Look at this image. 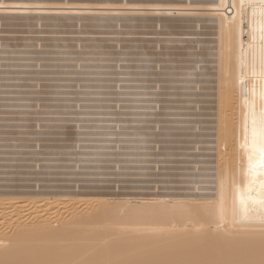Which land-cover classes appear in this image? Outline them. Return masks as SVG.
Wrapping results in <instances>:
<instances>
[{"label":"rangeland","instance_id":"obj_1","mask_svg":"<svg viewBox=\"0 0 264 264\" xmlns=\"http://www.w3.org/2000/svg\"><path fill=\"white\" fill-rule=\"evenodd\" d=\"M62 1V0H61ZM123 1V0H121ZM168 1V0H167ZM171 2H173V0H169ZM177 0H174V2H176ZM181 1V0H180ZM185 2H189L191 1L193 4H198L199 0H182ZM181 1V2H182ZM194 1V2H193ZM197 1V2H196ZM205 1V0H203ZM201 0V2H203ZM179 2V1H177ZM176 2V3H177ZM185 2H183V4H186ZM10 14V13H9ZM0 22L4 21L3 23L1 22V26L2 28H0V44L3 43L0 47V97H2L0 99V136H2V138L0 137V194H5L8 193L10 194L11 191L13 195H17L16 196H20V195H25V197H29L32 196L31 194H33L34 197H36V195H40V197L43 200V203L45 201H47L48 199L55 200L56 197H60L61 195H64L66 198H68V195H70V193H72L73 195L71 196H80V199L82 200V202L80 203L79 207L77 206L76 209L74 210H78V211H83V209H87V208H92L95 207L98 203L99 200L101 199V197L105 196V197H109V198H115V197H122L125 199H127L126 197L130 196L131 197H135L134 199H139L138 196L143 197L144 198H150V197H166V198H193L197 197V198H202L203 196L206 198H209V196H212V185H213V180L212 176L216 175V171L217 170V150L215 152V149H217V124L215 125V123H217V114H218V108L216 107L217 105V96L215 94L216 88L215 86H217L216 81V77L215 74H217V68L215 67L217 65V46L216 44V36L212 35L213 33L212 30L215 32L217 31V27L215 26V24L217 25V18L213 15H211V17L208 18V16L210 15H199V17H192L191 15L188 17L187 15H181L182 17H180L179 15H166L165 17L162 15L161 18L160 15L156 16H147V15H123L121 17V15H118L114 17V15L110 16V15H85V17L83 15H67L68 18L71 17L70 19L73 18V20L68 19L65 15H60L61 17H65V20L63 18H60L59 15H55V17L51 18L53 15L50 14H43V16L46 18H42L39 19L38 17L41 15H35L32 14L31 17H35L38 16L37 18H33V20H31L32 18H30V14H28L26 16V14L22 15V14H14V16L12 14L8 15V14H0ZM19 15V16H18ZM35 15V16H34ZM49 16V18L47 19V17ZM18 18H17V17ZM89 16V17H86ZM110 16V17H109ZM130 16V18H129ZM134 16V17H133ZM146 16V17H145ZM187 19H185L184 21V17ZM203 16V17H202ZM16 17V18H15ZM30 19H29V18ZM42 17V16H41ZM40 17V18H41ZM57 17V18H56ZM78 17V18H77ZM79 17H81L79 19ZM107 17V18H106ZM150 17V18H148ZM202 17V18H200ZM207 19H206V18ZM214 17V18H212ZM2 18V19H1ZM8 20L5 21L4 20ZM7 18V19H6ZM28 18V19H26ZM51 18V19H50ZM67 18V19H66ZM112 20H110V19ZM134 18V19H133ZM141 18V22L138 20ZM147 18V19H146ZM153 18V19H152ZM159 18V19H158ZM161 18V19H160ZM189 18V19H188ZM199 21L204 24L202 25L201 23L198 22ZM11 19V20H10ZM13 19V20H12ZM18 19V20H17ZM24 19V20H23ZM36 19V20H35ZM58 19V22H56ZM60 19V21H59ZM78 20V21H75ZM92 19V20H91ZM138 22H137V20ZM156 21H155V20ZM167 20L164 21V20ZM177 19V20H176ZM194 19V21H192ZM17 20V21H16ZM31 20V21H30ZM44 20V21H43ZM49 20V21H48ZM71 21V22H66V21ZM81 20V21H80ZM95 20V21H93ZM101 22H100V21ZM119 20V21H118ZM124 20V21H123ZM128 20V21H127ZM133 20V21H132ZM147 20V23H146ZM148 20H152V21H148ZM187 20V21H186ZM189 20V21H188ZM192 22H191V21ZM196 20V22H195ZM204 20V21H203ZM207 20V21H206ZM216 20V21H215ZM13 24H12V22ZM27 21V22H25ZM30 21V22H29ZM41 23H40V22ZM52 21V22H50ZM61 21H65V26L63 22ZM75 21V22H74ZM107 21V22H105ZM117 21V24L116 22ZM122 21V23H121ZM127 23H126V22ZM135 21V22H134ZM161 21V22H160ZM21 22V23H20ZM44 22V23H43ZM48 22V23H47ZM55 22V23H53ZM61 22V23H60ZM80 23H84V24H79ZM88 22L90 24H88ZM113 22V23H112ZM119 22V23H118ZM137 22V23H136ZM148 22L150 24H148ZM152 22L154 24H152ZM163 22V23H162ZM169 22V23H168ZM183 22V23H182ZM185 22V23H184ZM199 24H198V23ZM211 22V23H210ZM215 22V23H214ZM24 23V26L23 24ZM40 23V24H39ZM47 23V24H46ZM71 23V24H70ZM77 23V25H76ZM95 23V24H93ZM121 23V24H120ZM140 23V24H139ZM159 23V25H158ZM160 23H162L160 25ZM187 23V24H186ZM191 23V24H189ZM195 25H194V24ZM209 23V24H208ZM213 23V24H212ZM18 24V25H16ZM20 24V25H19ZM32 24H35L32 26ZM53 25V29H51L52 25ZM56 24V25H55ZM61 26H59V25ZM111 24V25H110ZM119 24V25H118ZM129 24V25H128ZM136 24V25H135ZM142 24V25H141ZM152 24V25H151ZM182 24V25H181ZM189 24V25H188ZM213 26H211V25ZM3 25V26H2ZM8 25V26H7ZM14 25V28H13ZM28 25V26H27ZM44 25V27L42 26ZM73 25L75 27V29L78 28L79 25V30H75L73 28ZM83 25V26H82ZM87 27H86V26ZM90 25V28L92 27V29L88 28ZM106 25V27H104ZM185 25H188V29ZM194 25L196 27V29L194 30ZM201 27H200V26ZM5 26V27H4ZM20 26V27H19ZM36 26V28H34ZM49 26V27H48ZM56 26V27H55ZM69 26V31L66 27ZM77 26V28H76ZM85 26V27H84ZM98 26V27H97ZM117 26H119V28H117ZM121 26V27H120ZM138 28H137V27ZM149 26H151V28H149ZM155 28H154V27ZM181 26V27H179ZM208 26L209 30H208ZM211 26V27H210ZM3 27L7 30H1L3 29ZM9 29H8V28ZM26 27V28H25ZM30 27V29L28 28ZM33 27V28H32ZM42 32H41V28ZM55 27V28H54ZM65 27V28H64ZM72 29H71V28ZM82 27V29H81ZM94 27V30H93ZM108 27V28H107ZM110 27V28H109ZM113 27V29H111ZM134 29V31L131 29ZM135 27V28H134ZM141 27V28H140ZM191 27V28H189ZM17 28V29H15ZM19 28V30H18ZM25 28V29H24ZM39 32H38V29ZM45 28H46V32H45ZM58 28V29H57ZM61 28L66 29L64 32V29L61 30ZM84 28V29H83ZM98 28V29H97ZM102 28V29H101ZM117 28V29H116ZM125 29L126 31L124 32ZM137 28V29H136ZM140 28V30H139ZM147 28H149L147 30ZM161 28V29H160ZM164 30H163V29ZM182 30V34L180 29ZM206 30H204V29ZM27 29V30H26ZM36 29V30H35ZM56 29V30H55ZM72 31H71V30ZM86 29V30H85ZM101 31H97L100 30ZM105 29V30H104ZM129 29L131 31H129ZM152 29V30H151ZM166 29V30H165ZM170 29V30H169ZM200 29V30H199ZM211 29V30H210ZM10 30V32H9ZM14 30V32H13ZM75 30V31H74ZM93 30V33L92 31ZM107 30V31H106ZM156 30V31H155ZM187 30V31H186ZM191 30V31H190ZM199 30V31H198ZM203 30V31H202ZM19 34H17V32ZM21 31V32H19ZM31 31V32H30ZM51 31H55L54 33ZM83 31V32H82ZM88 31H90L91 33H89ZM105 31V32H104ZM112 31V32H111ZM139 31V32H137ZM142 31V32H140ZM159 31V33H158ZM177 31H178V36L177 35ZM195 31V33L197 34H191L190 32ZM203 35H202V33ZM209 31V32H208ZM6 32V33H5ZM25 32V33H24ZM30 32V34H29ZM34 32V33H33ZM36 32V33H35ZM45 32V35H44ZM60 36H59V33ZM68 32V33H67ZM76 32V33H75ZM80 32V33H79ZM98 32V33H97ZM132 32V33H130ZM176 33L175 35H172ZM183 32L185 33V35L183 34ZM190 35H188L189 33ZM198 32H200L198 34ZM214 32V34H215ZM2 33V34H1ZM8 33V34H7ZM10 33L14 34V35H10ZM21 33V34H20ZM31 33L32 36H31ZM46 33H50V37L49 35L47 36ZM52 33V34H51ZM56 33V35H54ZM63 35H62V34ZM74 35H72V34ZM97 33V34H95ZM101 33V34H100ZM109 36H108V34ZM112 33V34H111ZM116 33V34H115ZM125 33V34H124ZM135 33V34H134ZM141 34L142 36L147 33V35L145 34L143 37L140 35L139 38L138 34ZM149 33L151 34L149 36ZM169 33V34H168ZM193 33V32H192ZM205 33H208L205 34ZM210 33V34H209ZM217 33V32H216ZM5 34V35H4ZM15 34L17 36H15ZM23 34V37L21 36ZM25 34V35H24ZM64 34L66 36L69 35V37L67 38L66 36H64ZM68 34V35H67ZM81 34V35H80ZM82 34H89V35H82ZM92 34V35H91ZM104 34V35H103ZM127 34V35H126ZM131 34V35H130ZM134 36H133V35ZM153 34V36H152ZM157 34V35H156ZM161 34H163L164 36H162ZM167 34V35H166ZM170 34L172 36H170ZM18 35L20 37H18ZM27 35V36H26ZM37 35V36H35ZM39 35H44L43 37L41 36V38H39ZM64 36L63 38H61L62 36ZM96 35V36H95ZM100 35V36H99ZM103 35V37L101 38V36ZM111 35V36H110ZM118 35V36H117ZM125 35V36H124ZM130 35V36H128ZM196 35V37H194ZM5 36V37H4ZM10 36V37H9ZM15 36V37H13ZM52 36V37H51ZM84 36V37H83ZM92 36V37H91ZM95 36V38H94ZM106 36L109 37L110 39H106ZM116 36V37H115ZM123 38H122V37ZM136 38H132V37ZM149 38H147V37ZM155 36V37H154ZM174 36V38H173ZM182 36V37H181ZM201 36V37H200ZM202 36L203 39H202ZM211 36V38H210ZM13 37V38H12ZM30 37H33L30 39ZM39 40H38V38ZM49 37V38H48ZM55 37V38H53ZM57 37V38H56ZM80 37V38H79ZM91 37V38H90ZM100 37V38H99ZM129 37V38H128ZM141 37V38H140ZM153 37V38H152ZM158 37V38H157ZM163 37V38H162ZM167 37V38H166ZM179 40H178V38ZM187 37V38H186ZM192 37V38H191ZM208 37V38H207ZM2 38H4L2 40ZM15 38V40H14ZM19 38V40H17ZM37 38V40H36ZM44 38V39H43ZM49 40H48V39ZM59 38V39H58ZM80 40H79V39ZM131 38V39H130ZM169 38V39H168ZM171 38V39H170ZM177 40H176V39ZM184 38V39H183ZM190 38V39H189ZM195 38V39H194ZM197 38V39H196ZM202 40H201V39ZM9 39V40H7ZM29 39V40H28ZM42 39V40H41ZM52 39V40H51ZM55 39H57L55 41ZM67 39V40H65ZM70 39V40H69ZM84 39V40H83ZM117 39V40H116ZM119 39V40H118ZM183 39V40H182ZM186 39V40H185ZM210 39V40H207ZM2 40V41H1ZM24 40V41H23ZM35 40L37 41L36 43ZM41 40V42H40ZM45 40L51 44L49 45L48 42H45ZM52 42H51V41ZM59 40V41H58ZM74 40V41H72ZM89 40V41H88ZM95 41L94 43L92 42ZM98 40V41H97ZM101 40V41H99ZM124 42H123V41ZM142 40V41H141ZM145 40V41H144ZM159 40V41H158ZM169 45H168V42ZM173 40V41H171ZM176 40V42H175ZM190 40V44L193 45V42H195V51L199 50V52H195L194 49L188 42ZM202 41V42H198V41ZM6 41V42H5ZM10 41H13L15 43H12ZM18 41V42H17ZM67 43L64 44L65 42ZM68 41H70L69 44ZM86 41V42H85ZM91 41V42H90ZM104 44H103V42ZM105 41L107 43H105ZM130 41V42H129ZM133 41V43H132ZM135 41V42H134ZM144 41V42H143ZM151 41H153V43H150ZM161 41V42H160ZM164 41V42H163ZM210 41V42H208ZM8 42V43H7ZM10 42V44H9ZM21 44H20V43ZM29 42V43H28ZM64 42V43H62ZM75 44H74V43ZM77 42V43H76ZM84 42V44L82 43ZM89 42V43H87ZM98 42V43H97ZM112 42V43H111ZM117 42V43H115ZM123 42V43H122ZM141 42V43H140ZM146 42V43H145ZM167 42V43H166ZM174 42V43H173ZM181 42V43H180ZM204 42V43H203ZM212 42V43H211ZM12 43V44H11ZM23 43V44H22ZM26 43V44H25ZM34 43V45H33ZM41 45H39V44ZM46 43V44H45ZM56 43V44H55ZM60 43V44H58ZM79 43V44H78ZM101 43V44H100ZM129 43V44H128ZM144 43V44H143ZM148 43V44H147ZM160 43V44H159ZM164 43V44H161ZM179 43V44H177ZM200 44L199 46L197 44ZM202 43V44H201ZM207 43V44H205ZM54 44V45H53ZM63 44V45H62ZM92 44V45H91ZM110 44V45H109ZM112 44V45H111ZM114 44V46H113ZM119 44V45H118ZM125 44V45H124ZM140 44V45H139ZM142 44V45H141ZM158 44V45H157ZM187 44V45H186ZM205 44V45H204ZM210 44V45H209ZM31 45V47H30ZM39 45L38 48H35ZM47 45V46H45ZM53 45V46H52ZM60 45V46H59ZM77 45V47H76ZM78 45L82 46L79 47ZM118 45V46H116ZM128 45V46H127ZM153 45V46H152ZM157 45V46H156ZM168 45V46H166ZM182 45V46H181ZM184 45V46H183ZM186 45V46H185ZM20 46V47H19ZM25 46V47H24ZM35 46V47H34ZM59 46V47H57ZM71 49H70V47ZM105 49H104V47ZM121 46V47H120ZM198 46V48H197ZM216 46V47H215ZM14 49H13V48ZM18 47V48H17ZM42 51H41V48ZM46 47V48H45ZM52 47V48H51ZM57 47V48H56ZM65 47H69L68 50ZM79 47V48H78ZM93 49H91V48ZM118 47L120 49H118ZM125 47V48H124ZM159 47V48H158ZM163 48L164 51L162 49ZM168 47V48H167ZM169 47H173L172 49L170 48L169 51ZM181 47H186L183 49H187L186 51L181 49ZM5 48V49H4ZM28 48V49H27ZM34 48V49H32ZM48 48V49H47ZM82 48V49H80ZM102 48V49H101ZM109 48L110 50H107ZM115 48V49H113ZM131 48V49H130ZM136 48V49H135ZM141 48V49H139ZM144 48V49H143ZM151 50H147V49ZM179 48V49H178ZM202 48V49H200ZM208 48V51H205ZM12 49V50H11ZM26 49V50H25ZM30 49V50H29ZM32 49V50H31ZM40 49V50H38ZM44 49V50H43ZM49 49H51L49 51ZM56 49V50H55ZM57 49H60L57 51ZM64 49V50H63ZM80 49V50H79ZM95 49V50H94ZM99 49V50H97ZM107 51H104V50ZM121 49L123 51H121ZM125 49V51H124ZM127 49V50H126ZM133 49V50H132ZM138 49V50H137ZM157 49V50H155ZM168 52H167V50ZM175 49V50H174ZM177 49V50H176ZM211 49V50H210ZM213 49V51H212ZM216 49V50H215ZM17 50V51H15ZM47 50V51H46ZM54 52H53V51ZM72 50V51H71ZM115 50V51H114ZM134 50H136L137 52H135ZM166 50V51H165ZM191 52H190V51ZM202 52H201V51ZM39 51V54H38ZM60 51V52H59ZM75 51V52H74ZM114 51V53H113ZM177 51V53L175 52ZM178 51H185L183 53H179ZM34 52V53H33ZM37 52V53H36ZM46 52V54H45ZM49 52V53H47ZM50 52H53L52 54ZM79 52V53H78ZM130 52V54H129ZM152 52V53H151ZM154 52V53H153ZM174 52V53H173ZM207 52V53H206ZM17 53V54H16ZM32 55H31V54ZM43 53V54H42ZM56 53V54H54ZM68 55H66V54ZM72 53V54H71ZM81 53V54H80ZM85 53V54H84ZM92 53V54H90ZM116 53V54H115ZM141 53V54H140ZM148 53H150L148 55ZM177 55V57L175 59H173V54ZM180 55H179V54ZM191 53V54H190ZM198 53H202L200 54V58L197 57V55H199ZM212 55H211V54ZM9 54V55H8ZM28 54V55H27ZM35 56H34V55ZM49 54V56H48ZM54 54V56H53ZM60 54H62L60 57ZM78 54H80L78 56ZM92 56V58L90 56ZM97 54V55H96ZM102 54V55H101ZM107 54L109 56H107ZM134 54V57L133 55ZM144 56H143V55ZM150 56V57H148ZM162 54V55H161ZM172 57H170L171 55ZM188 56L187 58H184V56L182 57V55ZM193 54V55H192ZM196 54V55H195ZM16 55V56H14ZM59 55V56H58ZM70 55V56H69ZM76 57H75V56ZM84 55V56H83ZM95 55V56H94ZM100 56V58L98 59V57ZM105 55V56H104ZM114 55V56H113ZM118 55V56H117ZM123 55V56H122ZM130 57H129V56ZM163 55L165 57H163ZM193 57H192V56ZM206 55V56H203ZM28 56V57H27ZM37 56V57H36ZM39 56V57H38ZM44 56V57H43ZM48 56V57H47ZM58 56V57H57ZM67 56V57H66ZM82 56V57H81ZM87 56V57H86ZM111 56V57H110ZM120 56V58H118ZM121 56L124 58H121ZM141 56V57H139ZM155 56V57H154ZM162 58H161V57ZM190 56V57H189ZM201 56H203L204 58H202ZM216 56V57H214ZM78 57V58H77ZM84 57V58H83ZM102 57V58H101ZM115 59H114V58ZM152 57V58H151ZM169 59H166L168 58ZM43 58V59H42ZM52 58V59H50ZM83 58V62L80 60ZM97 58V59H96ZM134 58V59H133ZM149 58V59H148ZM154 58V59H153ZM179 58V59H178ZM194 58V59H192ZM199 58V59H198ZM204 60H202V59ZM206 58V59H205ZM57 61H56V60ZM67 59V60H66ZM87 59V60H86ZM93 59V60H92ZM95 59V60H94ZM104 59V60H103ZM114 59V60H112ZM172 59V60H171ZM198 59V60H197ZM210 59V60H208ZM9 60V61H8ZM18 60V61H17ZM23 60V61H22ZM29 60V62H28ZM63 60V61H62ZM74 60V61H73ZM80 63H79V61ZM92 60V61H91ZM106 60V61H105ZM109 60V61H108ZM122 60V61H121ZM131 60V61H130ZM140 60L139 63H137ZM164 60V61H163ZM167 60V61H166ZM169 60V61H168ZM181 60V61H180ZM201 60V61H200ZM21 61V62H20ZM35 61V62H34ZM46 61V62H44ZM50 61V62H48ZM60 61V62H59ZM67 61H70L67 62ZM73 61V62H72ZM98 61V62H97ZM105 61V62H102ZM108 61V62H107ZM128 61V62H127ZM132 61H135L132 63ZM147 61V62H146ZM152 61V62H151ZM178 61V62H177ZM185 61H187L188 63H186ZM194 61V62H193ZM59 64H57V63ZM62 62V63H61ZM75 62V63H74ZM88 64H86V63ZM115 62V63H113ZM121 62V63H119ZM131 62V64H130ZM144 62V63H143ZM159 62V63H158ZM164 62V63H163ZM178 64H177V63ZM181 64H180V63ZM189 62L191 64H189ZM208 64H207V63ZM40 63V64H39ZM50 63V64H49ZM74 63V64H73ZM92 63V64H91ZM97 63V64H96ZM103 63V64H102ZM107 63V64H106ZM127 63V64H126ZM136 63V64H135ZM152 65H149L151 64ZM156 63V64H155ZM167 63V64H166ZM170 63V64H169ZM172 63V64H171ZM183 63V64H182ZM195 63V64H194ZM197 63V66H196ZM205 65L202 67V65ZM30 64V65H29ZM69 64V65H68ZM76 64V65H75ZM90 64V65H89ZM115 64V65H114ZM120 64V65H119ZM125 64V65H124ZM129 64V65H128ZM138 64V66H137ZM148 64V65H147ZM161 64V66H160ZM170 66H169V65ZM188 66H185L187 65ZM193 64L198 67L200 65V67L196 68L195 66H193ZM32 65V66H31ZM54 65V66H53ZM80 65V67H79ZM92 65V66H91ZM102 65V66H101ZM112 65V66H111ZM124 65V67H122ZM133 65V66H132ZM141 65V66H140ZM166 65V66H165ZM209 65V66H207ZM35 66V67H33ZM101 66V67H100ZM103 66H105L103 68ZM111 66V67H110ZM120 66L119 70L118 67ZM168 66V67H167ZM173 66V67H172ZM190 66V67H189ZM192 66V67H191ZM207 66V68H206ZM215 68H214V67ZM10 67V68H9ZM21 67V68H20ZM26 67V68H25ZM30 67V68H29ZM40 67V68H39ZM54 67V68H53ZM60 67V68H59ZM64 67V68H63ZM89 67V68H88ZM93 67V68H92ZM116 69H114V68ZM137 67V68H136ZM142 67V68H141ZM150 69H148V68ZM205 67V68H204ZM210 67V68H208ZM51 68V69H50ZM57 68V69H56ZM66 68V69H65ZM70 68V69H69ZM80 68V69H79ZM85 68V69H84ZM91 68V69H90ZM96 68V71H95ZM113 68V69H112ZM127 68H129L127 70ZM132 68V70H131ZM134 68V69H133ZM136 68V70H135ZM140 68V69H138ZM145 68V70H144ZM160 68V69H159ZM164 68V69H163ZM166 68V69H165ZM168 68V69H167ZM170 68V69H169ZM174 68V69H173ZM183 68V70H182ZM188 68V69H187ZM211 68H213L211 70ZM34 69V70H33ZM49 69V70H48ZM68 69V70H67ZM84 69V70H83ZM103 69V70H101ZM124 71H123V70ZM126 69V70H125ZM148 71H147V70ZM152 69V70H151ZM154 69V70H153ZM173 71H172V70ZM180 69V70H179ZM190 69V70H189ZM205 69L207 71H205ZM22 70V71H20ZM66 70V71H65ZM70 70V71H69ZM79 70V71H78ZM115 70V71H113ZM139 70V71H137ZM145 72H144V71ZM159 70V72H158ZM163 70V71H162ZM182 70V71H181ZM188 70V71H187ZM192 70V71H191ZM210 74L209 73V71ZM59 71V72H58ZM70 72L68 74V72ZM76 71V72H75ZM91 71V72H90ZM109 71V72H107ZM123 71V72H121ZM130 71V72H129ZM135 71V72H134ZM155 71V72H154ZM162 71V73L160 74V72ZM179 71V72H178ZM184 71V72H183ZM196 71V72H194ZM212 71V72H211ZM216 71V73H215ZM21 72V73H20ZM45 72V73H44ZM80 72V73H79ZM125 72V73H124ZM158 72V73H157ZM175 72V73H174ZM25 73V74H24ZM57 73V75H56ZM96 73V75H95ZM109 73V74H108ZM142 73V74H141ZM146 73V74H145ZM208 73L212 76H208ZM27 74V75H26ZM32 74V75H30ZM49 76H48V75ZM89 74V75H88ZM105 74V75H104ZM129 74V75H128ZM134 74V75H133ZM169 76H168V75ZM24 75V76H22ZM92 75V76H91ZM107 75V76H106ZM128 77H127V76ZM136 75L138 77H136ZM143 79H142V77ZM145 75V76H144ZM155 75V76H153ZM159 76L160 78H158L157 76ZM162 75H166V76H162ZM178 77H176V76ZM187 77H186V76ZM200 77H199V76ZM35 76V77H34ZM69 76V77H68ZM86 76V77H85ZM104 76V77H103ZM147 76V77H146ZM152 76V77H151ZM175 78H173V77ZM184 78H183V77ZM191 76V77H190ZM196 76V77H195ZM198 76V78H197ZM45 77V78H44ZM47 77V78H46ZM50 77V78H49ZM65 77H67L65 79ZM146 77V78H145ZM151 77V78H149ZM166 77V79H165ZM169 77V78H168ZM205 77V79H204ZM214 77V78H212ZM14 78V79H13ZM20 78V80H19ZM55 78V79H54ZM57 78V79H56ZM164 78V79H163ZM195 78V79H194ZM213 79V81L211 79ZM53 79V80H52ZM58 79L62 80L59 81ZM100 79V80H98ZM110 79V80H109ZM116 79V80H115ZM154 79V80H153ZM170 79V80H169ZM180 79V80H179ZM204 79V80H203ZM208 79V80H207ZM50 80V81H49ZM66 80V81H65ZM71 80V81H69ZM98 80V81H96ZM146 80V81H145ZM153 80V81H152ZM161 80V81H160ZM164 80V81H162ZM202 80V81H201ZM37 81V82H36ZM43 81V82H42ZM54 83H53V82ZM57 81V82H56ZM86 81V82H85ZM88 81V82H87ZM92 81V82H91ZM107 81V82H106ZM127 81V82H126ZM141 81V82H140ZM155 81V82H154ZM160 81V83H159ZM166 81V83H165ZM172 83H170V82ZM185 81V82H184ZM204 81V82H203ZM19 82V83H18ZM25 82V83H24ZM45 82V83H44ZM74 82V83H73ZM103 82V83H102ZM114 82V83H113ZM129 82V83H128ZM164 82V83H162ZM177 82V83H175ZM181 82V83H180ZM188 82V84H187ZM191 82V83H190ZM197 82V83H196ZM200 82H203L200 83ZM211 82V83H210ZM214 82V84L212 83ZM65 83V84H64ZM72 83V84H70ZM106 83V84H104ZM157 83V84H156ZM179 83V84H178ZM196 83V84H195ZM19 84V85H18ZM40 84V85H39ZM79 84V85H78ZM160 84V85H159ZM171 84V85H170ZM176 84V85H174ZM195 84V85H194ZM201 84V85H199ZM211 84V85H209ZM25 85V86H24ZM84 85V87H83ZM95 85V86H94ZM117 85V86H116ZM179 85V86H178ZM199 85V86H197ZM204 85V86H203ZM106 86V87H105ZM214 86V87H213ZM23 87V88H22ZM34 87V88H33ZM49 87V88H48ZM72 87V88H71ZM173 87V88H172ZM201 87V88H199ZM14 88V89H13ZM21 88V89H19ZM25 88V89H24ZM84 88V89H83ZM89 88V89H88ZM104 88V89H102ZM108 88V89H107ZM142 88V89H141ZM158 88V89H157ZM164 90H162V89ZM176 88V89H175ZM199 88V89H198ZM215 88V89H213ZM32 89V90H31ZM76 89V90H75ZM106 89V90H105ZM150 89V90H149ZM175 89V90H174ZM179 89V90H177ZM189 89V90H188ZM205 91H204V90ZM212 89V90H211ZM79 90V91H78ZM141 90V91H140ZM181 90V91H180ZM210 90V91H208ZM27 91V92H26ZM162 91V92H161ZM167 91V92H166ZM173 91V92H172ZM200 94H199V92ZM207 91V92H206ZM214 91V92H213ZM29 92H33V94H30ZM96 92V94H95ZM160 94H159V93ZM165 92V93H164ZM180 92V93H178ZM187 92V93H186ZM206 92V93H205ZM211 92V93H210ZM213 92V93H212ZM5 93V94H4ZM170 93V94H168ZM178 93V95H177ZM184 93V94H183ZM189 93V96H187V94ZM203 93V94H202ZM20 94V95H19ZM23 94V95H22ZM29 94V95H28ZM95 96H94V95ZM211 94V95H210ZM7 95V96H6ZM22 95V96H21ZM27 95V96H26ZM32 95V96H31ZM80 95V96H79ZM99 95V96H98ZM105 95V96H104ZM111 95V96H110ZM124 95V96H123ZM154 95V96H153ZM164 95V96H163ZM170 97H169V96ZM174 95V96H173ZM201 97H199V96ZM202 95V96H201ZM209 95V96H207ZM213 95V96H212ZM77 96V97H76ZM108 96V97H107ZM121 96V97H120ZM136 96V97H135ZM146 96V97H145ZM177 96V97H176ZM181 96V97H180ZM184 96H186L187 98H185ZM195 96V97H194ZM211 96V97H210ZM215 96V97H214ZM28 97V98H27ZM30 97V98H29ZM34 97V98H33ZM73 97V99H72ZM105 97V98H104ZM6 98V99H5ZM164 98V99H162ZM170 98V100H169ZM189 98V99H188ZM199 98V99H198ZM205 98H208L210 100L207 99V101L205 100ZM216 98V100H215ZM9 99V100H7ZM85 99V100H84ZM166 99V100H165ZM186 99V100H184ZM7 100V101H6ZM24 100V101H23ZM34 100V101H33ZM76 100V101H75ZM94 100V101H92ZM186 101L182 102V101ZM91 101V102H88ZM110 101V102H109ZM120 101V102H119ZM139 101V103H138ZM169 101V102H167ZM173 101V102H172ZM4 102V103H3ZM72 102V103H71ZM102 102V103H101ZM122 102V103H121ZM180 102V103H178ZM200 102V103H199ZM211 104H210V103ZM216 102V103H215ZM16 105H15V104ZM119 103V104H118ZM163 103V104H161ZM175 103V104H174ZM203 105H202V104ZM207 103V104H205ZM37 104V105H36ZM194 104V105H192ZM213 104V106H212ZM23 105V106H22ZM36 105V106H35ZM40 105V106H38ZM158 107H157V106ZM161 105V106H160ZM172 105V106H171ZM199 105V107H198ZM202 105V107L200 106ZM207 109H206V107ZM26 106V107H25ZM176 106V107H175ZM215 106V107H214ZM40 107V108H39ZM42 107V108H41ZM118 107H120L118 109ZM155 107V109H154ZM171 108V110L169 108ZM185 107V108H184ZM190 107V108H189ZM201 107V108H200ZM213 107V108H212ZM47 108V109H46ZM53 108V109H52ZM106 108V109H105ZM111 108V109H110ZM163 109L164 111L160 110ZM167 110H165V109ZM176 108V110L174 109ZM180 108V109H178ZM184 108V109H183ZM11 109V110H9ZM15 109V110H14ZM35 109V110H34ZM40 109V110H39ZM45 109V110H44ZM50 109V110H49ZM94 109V110H93ZM104 109V110H103ZM113 109V110H112ZM122 109V110H121ZM186 109V110H185ZM196 109V110H195ZM203 111H202V110ZM205 109V110H204ZM210 111H209V110ZM214 109V110H213ZM217 109V110H215ZM19 110V111H18ZM22 110V111H21ZM58 110V111H57ZM120 110V111H118ZM149 110V111H148ZM182 112H180V111ZM194 110V111H192ZM198 110V111H197ZM4 111V112H3ZM25 111V112H24ZM40 111V112H39ZM46 111V112H45ZM60 111V112H59ZM69 111V113H68ZM175 111V112H174ZM186 111V112H185ZM206 111V112H205ZM209 111V112H208ZM216 113H215V112ZM47 112H49L47 114ZM64 114H63V113ZM148 112V113H147ZM169 112V113H168ZM178 112V113H177ZM192 112V113H191ZM197 112V113H196ZM205 112V114L203 113ZM214 112V113H212ZM6 115H2V114ZM16 113V114H15ZM32 113V114H31ZM40 113V114H39ZM52 113V114H50ZM56 113V114H55ZM157 113V114H156ZM182 113V114H181ZM192 115H189V114ZM207 113V114H206ZM11 114V116H10ZM14 116H13V115ZM21 114V115H20ZM25 116H23V115ZM28 114V116L26 115ZM31 114L32 117H30L29 115ZM38 114V115H35ZM49 116H47V115ZM60 116H58V115ZM67 114V118L65 117ZM170 114V115H169ZM180 115H184L179 116ZM202 116H200V115ZM204 114V115H203ZM210 114V115H209ZM16 115V116H15ZM18 115V117H17ZM35 115V116H34ZM53 115V116H52ZM62 115V116H61ZM65 115V116H64ZM83 115V116H82ZM94 115V116H93ZM104 115V116H103ZM109 115V116H108ZM120 117H119V116ZM123 115V116H122ZM147 115V116H146ZM159 115V116H158ZM172 115H174L175 117H173ZM196 115V116H194ZM207 115V116H206ZM27 116V117H26ZM38 118H37V117ZM52 116V117H51ZM56 116V117H55ZM106 116V117H105ZM115 116V117H114ZM146 118H145V117ZM158 116V117H157ZM163 116V117H162ZM193 116V117H192ZM206 116V117H205ZM29 117V118H28ZM35 117V118H34ZM44 117V118H43ZM49 117V118H47ZM122 117V118H121ZM127 117V118H126ZM151 119H150V118ZM156 119H155V118ZM165 117V118H164ZM180 117V118H179ZM190 117V118H189ZM196 117V118H194ZM205 117V118H204ZM210 117V118H208ZM216 117V119H214ZM33 118V119H31ZM53 118V119H52ZM142 118V119H140ZM148 118V119H147ZM163 118V119H162ZM173 118V119H172ZM177 118V119H176ZM203 118V119H200ZM208 118V119H206ZM214 120H213V119ZM162 119V121H161ZM211 119V120H210ZM4 120V121H3ZM129 121L128 122H126ZM157 120V121H156ZM186 120V121H185ZM198 120V121H197ZM204 120V121H203ZM207 120V121H206ZM2 121V122H1ZM10 121V122H9ZM27 121V122H26ZM30 121V124H28ZM35 121L38 123H35ZM40 121V122H39ZM44 121V122H43ZM51 123H50V122ZM57 123H55V122ZM59 121V122H58ZM64 121V122H63ZM67 121V122H66ZM71 122V123H68ZM172 121V122H171ZM177 121V122H176ZM180 121V122H179ZM204 123H203V122ZM8 122V123H6ZM17 122V123H16ZM32 122V123H31ZM42 122V123H41ZM46 122V123H45ZM126 122V123H125ZM131 122V123H130ZM135 122V123H133ZM149 122V123H148ZM156 122V123H155ZM175 124H174V123ZM184 122V123H183ZM187 122V123H186ZM195 122V123H194ZM202 122V124H201ZM209 122V123H208ZM215 122V123H214ZM4 123V124H3ZM14 123V124H12ZM22 123V125L20 124ZM45 123V124H44ZM49 123V124H47ZM68 123V124H67ZM73 123V124H72ZM147 123V124H145ZM151 123V124H150ZM160 123V124H159ZM166 123V124H165ZM192 123V125H191ZM200 123V124H199ZM60 124V125H59ZM71 124V125H70ZM78 124V125H77ZM129 124V125H128ZM143 124V125H142ZM156 124V125H155ZM164 124V125H161ZM168 124V125H167ZM172 124V125H171ZM179 124V125H178ZM211 124V125H210ZM3 125V126H2ZM27 125V126H26ZM42 125V126H41ZM65 125V126H64ZM77 125V126H76ZM139 125V126H138ZM154 125V126H153ZM160 125V126H158ZM175 125V126H174ZM181 125V126H180ZM195 125V126H193ZM200 125V126H199ZM210 125V126H209ZM213 125V126H212ZM33 126V127H32ZM46 129H44L45 127ZM48 126V127H47ZM60 126V127H59ZM70 126V127H69ZM173 126V127H172ZM179 126V127H178ZM197 126V127H196ZM205 126V127H204ZM216 126V127H215ZM18 129H16V128ZM25 127V128H24ZM40 127V128H39ZM54 127V128H53ZM69 127V128H68ZM117 127V128H116ZM126 127V128H125ZM159 127V128H158ZM170 127V128H169ZM177 127V128H175ZM196 127V128H195ZM6 128H10L9 130ZM12 128V129H11ZM27 128V129H26ZM33 128V130H32ZM42 128L45 130L43 131ZM52 128V129H50ZM56 128V129H55ZM70 130H68V129ZM71 128V129H70ZM106 128V129H105ZM133 131H131V129ZM135 128V129H134ZM138 128V129H137ZM140 128V129H139ZM146 128V129H144ZM154 128V129H153ZM159 132H158V129ZM164 128V129H163ZM173 128V131H171ZM176 130H175V129ZM179 128V129H178ZM192 128V129H191ZM200 130L198 132V130ZM207 128V129H206ZM216 128V129H215ZM50 131H49V130ZM55 131H54V130ZM63 129V130H61ZM112 129L114 131H112ZM119 129V131H118ZM121 129V130H120ZM128 129V130H127ZM130 129V130H129ZM152 129V131H151ZM157 129V131H156ZM162 129V131L160 130ZM210 129V130H209ZM212 129H214L212 131ZM12 130V131H11ZM29 132H28V131ZM41 130V131H40ZM61 130V131H60ZM67 130V131H66ZM123 130V131H122ZM138 130V131H137ZM144 130V131H143ZM148 130V131H147ZM167 130V131H166ZM183 130V131H182ZM191 130V131H190ZM193 130V131H192ZM197 130V131H196ZM48 131V132H47ZM54 131V132H53ZM131 131V132H130ZM156 131V132H154ZM165 132H168V135H163ZM171 131V132H170ZM175 131V132H174ZM178 131V132H177ZM204 131V132H203ZM37 132V133H36ZM139 132V133H137ZM152 132V133H150ZM158 132V133H157ZM162 132V133H161ZM214 132V134H213ZM216 132V133H215ZM5 133V134H4ZM7 133V134H6ZM17 135H14L16 134ZM19 133V134H18ZM30 133V134H29ZM43 133V134H41ZM49 133V134H48ZM69 133V134H68ZM155 133V134H154ZM173 133V134H172ZM179 133V134H178ZM186 133V134H185ZM197 133V134H196ZM12 134V135H11ZM26 134V135H25ZM35 134V135H33ZM46 134V135H45ZM52 134V135H51ZM59 135V137L57 135ZM66 136V137H63ZM73 136H72V135ZM158 135V138L155 140L151 139L154 138V135ZM178 134V135H177ZM192 134V135H191ZM201 134V135H200ZM7 135V136H6ZM10 135V136H9ZM25 135V136H24ZM28 135H32V137L28 136ZM43 135V136H42ZM50 137H49V136ZM53 135L55 137H53ZM67 135H69L67 137ZM114 135V136H113ZM122 135V136H120ZM129 137H127V136ZM146 135V136H144ZM162 137H160V136ZM171 135V136H170ZM181 135V136H180ZM186 135V136H185ZM200 135V136H199ZM5 136V137H4ZM19 136V137H18ZM34 136V138H33ZM70 136H72V138H69ZM75 136V137H74ZM125 138H124V137ZM132 136V137H131ZM138 137L139 138H145L146 142L144 143V147L143 148H136V149H131L129 148L130 144L134 145V143H130V141L132 140L133 137ZM143 136V137H141ZM153 136V137H152ZM184 138H183V137ZM192 136V137H191ZM203 136V137H201ZM214 138H213V137ZM41 137V138H40ZM48 137V138H47ZM52 137V138H51ZM57 137V138H56ZM62 137V138H61ZM131 137V138H130ZM170 137V138H169ZM186 137V138H185ZM190 137V138H188ZM195 137V138H193ZM199 137V138H198ZM209 137V138H207ZM23 138V139H22ZM33 138V140H32ZM47 138V139H45ZM74 138V139H73ZM104 138V139H103ZM161 138V139H160ZM166 138V139H165ZM174 138V139H173ZM17 141H16V140ZM21 139V140H20ZM39 139H41L42 141H39ZM62 139V140H61ZM160 141H159V140ZM177 139V141H176ZM180 139V140H179ZM201 139V140H200ZM207 139V140H206ZM216 139V140H215ZM7 140V141H6ZM9 140V141H8ZM13 142H12V141ZM26 140V141H25ZM32 140V142L30 141ZM51 140V141H50ZM66 140V141H65ZM69 140V141H68ZM100 140V141H99ZM151 140V141H150ZM158 140V141H157ZM200 140V141H199ZM211 140V141H210ZM213 140V141H212ZM6 143H4V142ZM21 143H19V142ZM23 141V142H22ZM48 141V142H47ZM53 141V143H52ZM57 141H59L60 143H58ZM62 141L64 143H62ZM100 142L101 144L97 143ZM111 141V142H110ZM149 141V142H148ZM163 141V142H162ZM173 141V142H172ZM176 143H175V142ZM180 141V142H179ZM190 141V142H189ZM11 142V143H9ZM17 144H16V143ZM31 142V143H30ZM36 142V143H35ZM43 143L39 145V143ZM50 142V144H49ZM56 144H55V143ZM68 142V143H67ZM72 142V144L70 143ZM74 142V143H73ZM90 142V144H89ZM92 142V143H91ZM94 142V143H93ZM104 142V143H103ZM120 144H119V143ZM128 142V143H126ZM167 142V143H166ZM173 144H172V143ZM179 142V143H178ZM183 142V145H182ZM193 144H192V143ZM202 142V143H201ZM215 142V143H214ZM23 143V144H22ZM27 143V144H25ZM52 143V144H51ZM86 143V144H85ZM96 143V144H95ZM116 143V145H115ZM165 143V144H162ZM170 143V144H169ZM185 143V144H184ZM199 143V144H198ZM213 143V144H212ZM4 144V145H3ZM7 144V145H6ZM20 144V145H19ZM36 144V145H34ZM88 144V145H87ZM98 144V145H97ZM119 146H118V145ZM162 144V145H161ZM176 144V145H175ZM181 144V145H180ZM191 144V145H190ZM196 144V145H195ZM206 144V145H204ZM209 144V145H208ZM211 144V146H210ZM215 144V145H214ZM12 145V146H10ZM31 145H34L35 147H30ZM41 147H39V146ZM47 145V146H46ZM76 145V146H75ZM124 145V146H123ZM149 145V146H148ZM152 145V146H151ZM168 145V146H167ZM198 145V146H197ZM208 145V146H207ZM20 146V147H19ZM23 146V147H22ZM25 146V147H24ZM39 148H38V147ZM64 146V147H63ZM67 146V147H65ZM69 146V147H68ZM80 146L84 149H81ZM115 146V147H114ZM174 146H176L174 148ZM185 146V147H184ZM187 146V147H186ZM190 146V147H189ZM196 146V147H195ZM3 147V148H2ZM8 147V148H7ZM29 147V148H28ZM43 147V148H42ZM48 147V149L46 148ZM53 149H52V148ZM62 147V148H61ZM125 147V148H124ZM164 147H166L164 149ZM169 147V148H168ZM182 147V148H181ZM198 147V148H197ZM6 148V149H5ZM12 150H11V149ZM19 148V149H18ZM35 148V150H34ZM42 148V149H40ZM51 150H50V149ZM55 148V149H54ZM61 150H60V149ZM90 150H89V149ZM94 148L96 150H94ZM110 150H109V149ZM123 148V149H122ZM127 148V149H126ZM156 148V149H155ZM164 150H162V149ZM192 148V149H191ZM198 150H196V149ZM3 149V150H2ZM37 149V150H36ZM40 149V150H39ZM47 149V150H46ZM69 150L67 152V150ZM86 149V150H85ZM100 149V150H99ZM115 149V150H114ZM119 149V150H117ZM125 149V150H124ZM144 149V150H143ZM152 151H150V150ZM154 149V150H153ZM158 149V150H157ZM170 149V150H169ZM172 149V151H171ZM180 149V150H177ZM183 149H187V151L183 150ZM203 149V150H202ZM209 149V151H208ZM213 149V150H212ZM5 150V151H4ZM25 150V152H24ZM35 152H34V151ZM39 150V152H38ZM45 152H44V151ZM58 150V151H57ZM64 150V153H63ZM83 150V151H82ZM88 150V151H87ZM92 150V151H91ZM103 150V151H102ZM107 150V151H106ZM122 150V151H121ZM127 150V151H126ZM131 150V151H130ZM137 150V151H136ZM146 150V151H145ZM192 152H191V151ZM195 150V151H194ZM201 150V151H200ZM205 150V151H204ZM8 151V152H7ZM19 151V153H18ZM57 151V152H56ZM72 153H71V152ZM80 151V152H78ZM119 151V152H118ZM144 151V152H143ZM148 151V152H147ZM157 151V152H156ZM168 151V152H167ZM178 151V152H177ZM189 151V152H188ZM11 152V153H10ZM15 152V153H14ZM78 152V153H77ZM88 152V153H87ZM104 152V153H103ZM152 152V154H150ZM194 152V153H193ZM204 152V153H203ZM18 153V154H17ZM24 153V154H23ZM31 155H30V154ZM35 153V154H34ZM60 155H58V154ZM139 153V154H138ZM191 153V154H190ZM213 153V154H212ZM4 154V155H3ZM7 156H6V155ZM9 154V156H8ZM15 154V155H14ZM20 154V155H19ZM41 156H40V155ZM50 154V156L48 155ZM54 154V155H53ZM68 154V155H67ZM104 154V155H103ZM151 158H150V155ZM179 154V155H178ZM209 154V155H208ZM211 154V155H210ZM2 155V156H1ZM26 155L25 158L24 156ZM30 157H27L29 156ZM35 155V156H34ZM49 156L47 158V156ZM53 157H52V156ZM57 155V157H56ZM66 155V156H65ZM72 157H71V156ZM76 155V156H73ZM85 155V156H84ZM139 155V156H138ZM204 155V156H203ZM215 155V156H214ZM14 156V157H13ZM64 156V157H62ZM78 156V157H77ZM82 156V157H80ZM87 156V157H86ZM97 156V157H96ZM102 156V157H101ZM107 156V157H106ZM117 156V157H116ZM123 158H122V157ZM126 156V157H125ZM132 156V157H131ZM137 156V157H136ZM155 156V157H154ZM160 156V157H159ZM166 158H165V157ZM176 156V157H175ZM190 156V157H189ZM19 157V158H18ZM40 157V158H39ZM42 157V158H41ZM55 157V158H54ZM80 157V158H79ZM99 157V158H98ZM147 157V158H146ZM182 159H178V158ZM182 157V158H181ZM185 157V158H184ZM197 157V158H196ZM213 159H212V158ZM24 158V159H23ZM28 161H27V159ZM34 158V159H33ZM55 160H54V159ZM59 158V159H58ZM77 158V159H76ZM125 158V159H124ZM169 158V159H168ZM194 158V160H193ZM199 158V159H198ZM209 158V159H208ZM18 159H20V161H17ZM31 159V162L29 161ZM36 159V160H35ZM148 159V160H147ZM177 159V160H176ZM192 159V160H191ZM216 159V160H214ZM4 160V161H3ZM9 160V161H7ZM25 160V162H24ZM33 160L35 161L33 163ZM39 160V161H38ZM45 160V161H44ZM112 161L113 164L110 166V168L105 167L104 165H102L104 162L106 161ZM169 160V161H168ZM175 160V161H174ZM180 160V162H179ZM184 160V161H183ZM190 160V161H189ZM211 160V161H210ZM13 161V162H12ZM17 161V162H16ZM27 161V162H26ZM38 161V162H37ZM42 163H41V162ZM61 161V163H60ZM65 161V162H64ZM72 163H71V162ZM75 161V162H74ZM125 161V162H124ZM168 161V162H167ZM182 161V162H181ZM186 161V162H185ZM9 162V164L7 163ZM22 162V163H21ZM49 162V163H47ZM58 162V163H57ZM67 162V163H66ZM82 162V163H81ZM101 162V163H100ZM121 162V163H120ZM133 164H132V163ZM143 164H141V163ZM162 162V163H161ZM171 162V163H170ZM189 162V163H188ZM22 165H21V164ZM25 163V164H24ZM32 166H31V164ZM37 163V166H36ZM39 163V164H38ZM55 163V164H54ZM60 163V164H59ZM65 163V164H63ZM80 163V164H79ZM84 163V165H83ZM89 163V164H88ZM138 163V164H137ZM148 163V164H146ZM160 163V165H158ZM174 163V164H173ZM197 163V164H196ZM202 163V164H201ZM214 165H213V164ZM19 164V165H18ZM28 164V165H27ZM34 164V165H33ZM43 164V165H42ZM58 166H57V165ZM72 164V165H71ZM86 164V165H85ZM115 164V165H114ZM118 164V166H116ZM120 164V165H119ZM125 164V165H124ZM185 164V165H184ZM188 167H187V165ZM200 166H199V165ZM208 164V165H207ZM13 165V166H12ZM39 165V166H38ZM61 165V166H60ZM157 165V166H156ZM177 165V166H176ZM191 165V166H190ZM205 165V166H204ZM211 165V166H210ZM10 166V167H9ZM23 166V167H22ZM28 166V167H25ZM54 166V167H53ZM57 166V167H56ZM66 166V167H65ZM182 168H181V167ZM197 166V167H196ZM16 167V168H14ZM19 167V169H18ZM75 167V168H74ZM77 167H79L77 169ZM106 169H105V168ZM122 167V168H120ZM196 167V168H195ZM216 167V170H215ZM9 168V169H7ZM25 172H24V169ZM27 168V169H26ZM33 168V169H32ZM47 168V169H46ZM61 168V169H60ZM74 170H73V169ZM119 168V169H117ZM146 168V169H145ZM155 168V169H154ZM159 168V169H158ZM169 168L173 169V170H169ZM206 170H205V169ZM208 168V169H207ZM11 169V170H10ZM17 171H16V170ZM30 169V170H29ZM45 169V170H44ZM51 171H50V170ZM60 169V170H59ZM94 169V170H93ZM106 171H104V170ZM108 169V170H107ZM121 169V170H120ZM124 169V170H123ZM143 169V170H142ZM168 169V170H166ZM177 170V172L175 173V171ZM184 169V171H183ZM198 169V170H196ZM210 169V170H209ZM211 169L213 171H211ZM9 170V171H8ZM21 170V171H20ZM38 170V171H37ZM44 170V171H43ZM71 170V171H70ZM96 170V171H95ZM101 170V171H99ZM151 172H149V171ZM159 170V171H157ZM189 170V171H187ZM47 171V172H46ZM53 171V172H52ZM117 171V174H116ZM187 171V172H185ZM197 173H196V172ZM199 171V172H198ZM24 172V173H23ZM37 172V173H36ZM77 172V173H76ZM162 172V173H161ZM212 172V173H211ZM16 173V174H15ZM20 173V174H19ZM39 173V174H38ZM47 173V174H46ZM53 173V174H52ZM119 173V174H118ZM141 173V174H140ZM160 173V175H159ZM171 173H173V175H171ZM191 173V176H190ZM201 174L200 178L199 175L197 174ZM204 173V174H203ZM215 173V174H214ZM23 176L20 177L18 175ZM31 174H35L34 176ZM38 174V175H37ZM62 174V175H61ZM101 174V175H100ZM149 174V175H148ZM153 174V175H152ZM156 174V175H155ZM170 174V175H169ZM176 174V175H175ZM194 174V175H193ZM196 174V175H195ZM208 174V175H206ZM9 175V176H8ZM15 175V176H13ZM44 175V176H43ZM67 175V176H65ZM70 175V176H69ZM118 175V176H117ZM142 175V176H141ZM181 175V176H180ZM185 175V176H184ZM203 175V176H202ZM205 175V176H204ZM32 176V177H30ZM61 176V177H60ZM122 178H121V177ZM153 176V177H152ZM157 176V177H156ZM159 176V177H158ZM171 176V177H170ZM174 176V177H173ZM177 176H179L177 178ZM185 178H184V177ZM196 178H194V177ZM197 176V177H196ZM208 176V177H207ZM19 177V178H18ZM27 177V178H25ZM35 177V178H34ZM39 177V178H38ZM47 177V178H46ZM145 177V178H144ZM155 177V178H154ZM187 177V178H186ZM204 177V178H203ZM208 179H206V178ZM4 178V179H2ZM6 178V179H5ZM63 178V180H62ZM163 178V179H162ZM167 178V179H166ZM171 178V180H170ZM173 178V179H172ZM182 178V179H181ZM192 178V179H191ZM10 179V180H9ZM15 179V180H14ZM50 179V180H49ZM156 179V180H155ZM189 179V180H188ZM205 179V180H203ZM8 180L10 182H8ZM14 182H13V181ZM20 180V183H19ZM38 180V181H36ZM41 180V181H40ZM102 180V182H101ZM194 182H193V181ZM17 181V182H16ZM48 181V182H47ZM56 181V182H55ZM66 181V183H65ZM99 181V183L97 182ZM181 181V182H179ZM186 181V182H185ZM191 181V182H190ZM197 181V182H196ZM211 181V182H210ZM16 182V183H15ZM22 182V183H21ZM24 182V183H23ZM35 182V183H34ZM40 182V183H39ZM156 182V183H155ZM168 182V183H167ZM179 182V183H178ZM196 182V183H195ZM202 182V183H201ZM206 182V183H205ZM4 185L6 186H3ZM8 183V184H7ZM43 183V184H42ZM47 183V185H46ZM58 183V184H57ZM96 183V184H95ZM151 183V184H150ZM161 183V184H160ZM167 183V184H166ZM170 183V184H169ZM176 183V185H175ZM181 183V185H180ZM189 183V184H188ZM194 183V184H193ZM200 183V184H199ZM211 183V184H210ZM7 184V185H6ZM11 184V185H10ZM15 184V185H14ZM18 184V185H17ZM20 184V185H19ZM35 184V185H33ZM57 184V186H56ZM63 184V185H61ZM77 184V185H75ZM98 184V185H97ZM143 184V185H142ZM153 184V185H152ZM169 184V186H168ZM191 184V185H190ZM206 184V185H204ZM209 184V185H208ZM29 185V186H28ZM61 185V186H60ZM147 185V186H146ZM152 185V186H151ZM158 185V187H157ZM188 185V187H187ZM198 187H197V186ZM200 185V186H199ZM203 185V186H202ZM19 186V187H18ZM34 186V187H33ZM37 186V187H36ZM42 186V187H41ZM92 186V187H91ZM150 186V187H149ZM155 186V187H154ZM182 188H180V187ZM205 186V187H204ZM208 191H205L207 190ZM11 187V188H10ZM21 187V188H20ZM31 187V188H30ZM33 187V189H32ZM40 187V188H39ZM65 187V188H64ZM91 189H90V188ZM159 189H157V188ZM187 187V188H186ZM198 189H197V188ZM4 188V189H3ZM8 188V189H7ZM13 188V189H12ZM18 188V189H16ZM39 188V189H38ZM96 188V189H95ZM151 188V190H150ZM161 188V189H160ZM165 188V189H164ZM178 190H176V189ZM182 190H180V189ZM191 188V190L189 189ZM202 188V189H201ZM211 188V189H210ZM11 189V190H10ZM20 189V190H19ZM23 189V190H22ZM26 189V190H25ZM31 189V190H29ZM36 189V190H35ZM42 189V190H41ZM87 189V190H86ZM93 189V190H92ZM128 191H127V190ZM137 189V190H136ZM143 189V190H142ZM153 189V190H152ZM157 189V190H156ZM165 190V192L163 190ZM167 189V191H166ZM193 189V190H192ZM201 189V191H200ZM205 189V190H204ZM2 190V191H1ZM6 190V191H5ZM22 190V191H21ZM52 190V191H50ZM75 190L77 192H75ZM95 192L98 196L97 198H94L93 201H90L88 203L85 204L86 198H89V192ZM95 190V191H94ZM126 192H125V191ZM145 190V191H144ZM150 190V191H149ZM156 190V192H155ZM169 190V191H168ZM184 190V191H183ZM195 190V191H194ZM14 191V192H13ZM31 191V193H30ZM41 191V193H40ZM50 191V192H49ZM152 191V192H151ZM159 191V192H158ZM162 191V192H160ZM180 191V192H179ZM187 191V192H186ZM29 192V193H28ZM35 192V194L33 193ZM45 192V193H44ZM155 192V194H154ZM201 192V193H200ZM203 192V193H202ZM21 193V194H19ZM51 193V194H48ZM127 193V196H125ZM148 195V197L146 194ZM151 193V195H149ZM165 194V195H161V194ZM180 193V194H179ZM189 193V195H188ZM192 193V194H191ZM195 193V194H194ZM209 193V195H208ZM27 194V195H26ZM43 194V195H42ZM56 194V195H55ZM77 194V195H76ZM197 194V195H196ZM39 195L37 197H39ZM42 195V196H41ZM58 195V196H57ZM60 195V196H59ZM138 195V196H137ZM157 195V196H155ZM167 195V196H166ZM172 195V196H171ZM177 195V196H176ZM32 196V197H33ZM56 196V197H55ZM169 196V197H168ZM187 196V197H186ZM62 198H64L63 196H61ZM203 197V198H204ZM129 198V197H128ZM141 199V198H140ZM66 200V199H65ZM64 200V201H65ZM64 201H62V203H64ZM68 202V201H67ZM65 201V204L67 203ZM60 208L63 206V204H59ZM68 205V204H67ZM81 208V210H79ZM40 210V209H39ZM7 213L4 214H0V220H2L4 218V216H6ZM60 216L61 217H65L66 216V210H61L60 212ZM27 216H24L21 221L25 222L28 219H26ZM54 220V219H53ZM50 220V221H53Z\"/></svg>","mask_w":264,"mask_h":264},{"label":"bare ground","instance_id":"obj_2","mask_svg":"<svg viewBox=\"0 0 264 264\" xmlns=\"http://www.w3.org/2000/svg\"><path fill=\"white\" fill-rule=\"evenodd\" d=\"M177 1H179V2H177ZM176 2H174V0H173V2H171V1H167V0H123V1H121V0H0V14L2 13L3 15L6 13V14H8V15H10V14H12L13 16H14V14H22V15H24V14H26V16L28 15V14H30V18H32L31 17V15L32 14H35V15H41V16H35L36 18L38 17L39 19H42L44 16H43V14H50V15H53L52 17L50 16V15H48V17H47V19L49 18V16L51 17V18H53V17H55L54 16V14L57 16V15H59V17L60 18H62V20H63V18H64V20H65V17H61L60 15H65L67 18H68V16L67 15H83L84 17H85V15H97L98 16V18H99V15H110V16H112V15H114V17H115V15L116 16H118V15H121V17L123 16V15H131V18H132V15H137V17H138V15L140 16V15H142V17H143V15H147V16H158V15H160V17L163 15L164 17L166 16V15H179L180 17H182L181 15H187L188 17L191 15V18L192 17H199V15H210V16H208V18L209 17H211V15H213V16H215L216 18H217V25L215 24V26H217V27H214V28H217V33L215 32V30L216 29H214V31L212 30V32L211 33H213L212 35H215L216 36V34H217V37H216V43H213V44H216V46H217V52H216V54H217V65L215 66L216 68H217V74H215V76L217 75V77H216V83H217V86H215V88H216V91H215V94H216V96H217V108H218V114H217V123H215V125L217 124V149L216 148H214L215 149V152H216V150H217V160L216 159H214V160H216V166H217V170H216V167H215V170L216 171H214V172H216V174H218V172H222V173H224L225 175H227V174H229V173H233V174H237L238 173V170H239V167H240V164H241V149L239 148V143L240 142H242V139H243V120H244V115H245V113H246V111H247V108H246V106L244 105V103H243V101H244V96H243V94H242V88L244 87V85H242L241 83H240V78H241V74L243 73V72H247V69H242L241 68V66H240V59H241V46L243 45V48L247 51V47H248V44L251 42V34H252V28H253V26H254V24H253V21L255 20L256 21V24H255V26L257 27V29H258V27H259V9L257 8V9H255V11H256V13H257V15H256V17L254 18L253 17V8H251V7H249L248 6V0H244V6H242L241 5V0H205V1H203V2H201V0H199V3L197 4H193L191 1H189L188 3L187 2H185V1H180V0H177ZM187 1V0H186ZM183 2H185L186 4H183ZM194 2V1H193ZM197 2V1H196ZM10 13V14H9ZM1 16V15H0ZM19 16V15H18ZM29 16V15H28ZM74 16V17H75ZM109 16V17H110ZM187 16H186V18L184 17V21H185V19H187ZM17 17V16H16ZM15 17V18H16ZM35 17H33V18H35ZM41 17V18H40ZM74 17H72V19H70L71 17H69L68 19H70V20H73V18ZM86 17H89V16H86ZM119 17V16H118ZM134 17V16H133ZM146 17V16H145ZM203 17V16H202ZM202 17H200V18H202ZM18 18V17H17ZM29 18V17H28ZM28 18H26V19H28ZM29 18V19H30ZM33 18L31 19V20H33ZM45 18V17H44ZM50 18V19H51ZM57 18V17H56ZM66 18V19H67ZM76 18V17H75ZM78 18V17H77ZM81 17H79V19H80ZM107 18V17H106ZM120 18V17H119ZM129 18H130V16H129ZM148 18H150V17H148ZM161 18H163V17H161ZM160 18V19H161ZM206 18V17H205ZM212 18H214V17H212ZM2 19V18H1ZM7 19V18H6ZM28 19V20H29ZM46 19V18H45ZM54 19V18H53ZM110 19V18H109ZM134 19V18H133ZM147 19V18H146ZM153 19V18H152ZM159 19V18H158ZM164 19V18H163ZM189 19V18H188ZM198 19V18H197ZM203 19V18H202ZM207 19V18H206ZM4 20H5V18H4ZM9 20V19H8ZM8 20H5V21H8ZM11 20V19H10ZM13 20V19H12ZM18 20V19H17ZM16 20V21H17ZM24 20V19H23ZM30 20V21H31ZM36 20V19H35ZM55 20H57L56 22H58V19H55ZM92 20V19H91ZM110 20H112V19H110ZM137 20V19H136ZM139 21L141 20V18L140 19H138ZM138 20H137V22H138ZM155 20V19H154ZM177 20V19H176ZM29 21V22H30ZM44 21V20H43ZM49 21V20H48ZM59 21H60V19H59ZM75 21H78V20H76L75 19ZM74 21V22H75ZM81 21V20H80ZM93 21H95V20H93ZM100 21V20H99ZM119 21V20H118ZM124 21V20H123ZM128 21V20H127ZM133 21V20H132ZM148 21H152V20H148ZM156 21V20H155ZM164 21H166L167 22V20L165 19ZM187 21V20H186ZM189 21V20H188ZM191 21V20H190ZM192 21H194V19L192 20ZM191 21V22H192ZM204 21V20H203ZM207 21V20H206ZM216 21V20H215ZM2 22V21H1ZM1 22H0V24H1ZM4 22V21H3ZM2 22V23H3ZM12 22V21H11ZM25 22H27V21H25ZM40 22V21H39ZM42 22V21H41ZM40 22V23H41ZM50 22H52V21H50ZM61 22H63L64 23V25L63 26H65V21H61ZM60 22V23H61ZM66 22H71V21H66ZM96 22V21H95ZM101 22V21H100ZM105 22H107V21H105ZM116 22V24H117V21H115ZM126 22V21H125ZM135 22V21H134ZM136 22V23H137ZM141 22V21H140ZM161 22V21H160ZM195 22H196V20H195ZM198 22L199 23H201L200 21H199V19H198ZM197 22V23H198ZM5 23V22H4ZM21 23V22H20ZM39 23V24H40ZM44 23V22H43ZM48 23V22H47ZM46 23V24H47ZM53 23H55V22H53ZM79 24H84V23H80V22H78ZM91 23V22H90ZM89 22H88V24H90ZM113 23V22H112ZM119 23V22H118ZM121 23H122V21H121ZM120 23V24H121ZM127 23V22H126ZM146 23H147V20H146ZM163 23V22H162ZM162 23H160V25L162 24ZM169 23V22H168ZM183 23V22H182ZM185 23V22H184ZM198 23V24H199ZM203 23V22H202ZM201 23V24H202ZM211 23V22H210ZM215 23V22H214ZM12 24H13V22H12ZM23 24V26H24V23H22ZM71 24V23H70ZM92 24V23H91ZM93 24H95V23H93ZM140 24V23H139ZM148 24H150L149 22H148ZM152 24H154L153 22H152ZM151 24V25H152ZM157 24V23H156ZM156 24H154V25H156ZM187 24V23H186ZM189 24H191V23H189ZM188 24V25H189ZM194 24V23H193ZM209 24V23H208ZM213 24V23H212ZM16 25H18V24H16ZM20 25V24H19ZM33 25H35V24H32V26ZM52 25V24H51ZM56 25V24H55ZM59 25V24H58ZM76 25H77V23H76ZM96 25V24H95ZM111 25V24H110ZM119 25V24H118ZM129 25V24H128ZM136 25V24H135ZM142 25V24H141ZM158 25H159V23H158ZM182 25V24H181ZM188 25H185L186 27L188 26ZM195 25V24H194ZM194 25H192V26H194ZM202 25H204V24H202ZM211 25V24H210ZM1 26V25H0ZM3 26V25H2ZM8 26V25H7ZM28 26V25H27ZM43 27H44V25H42ZM60 26V25H59ZM83 26V25H82ZM86 26V25H85ZM84 26V27H85ZM157 26V25H156ZM200 26V25H199ZM211 26H213V25H211ZM210 26V27H211ZM5 27V26H4ZM3 27V29H1V30H4L5 28ZM20 27V26H19ZM43 27L40 29L41 30V32H42V29H43ZM49 27V26H48ZM52 28L51 29H49V30H52L53 29V25L51 26ZM56 27V26H55ZM54 27V28H55ZM61 27V26H60ZM87 27V26H86ZM98 27V26H97ZM104 27H106V25L104 26ZM121 27V26H120ZM137 27V26H136ZM154 27V26H153ZM179 27H181V26H179ZM196 27H198V26H196ZM196 27L194 26V30L196 29ZM201 27V26H200ZM206 27H208V26H206ZM0 28H2V27H0ZM8 28V27H7ZM10 28V27H9ZM8 28V29H9ZM13 28H14V25H13ZM26 28V27H25ZM24 28V29H25ZM28 28V27H27ZM33 28V27H32ZM34 28H36V26L34 27ZM65 28V27H64ZM64 28H61V30L62 29H64ZM67 29L69 28V26L68 27H66ZM71 28V27H70ZM73 28L75 29V27H74V25H73ZM76 28H77V26H76ZM78 28H79V25H78ZM77 28V29H78ZM88 28H90V25H89V27ZM108 28V27H107ZM110 28V27H109ZM117 28H119V26H117ZM116 28V29H117ZM131 28V27H130ZM135 28V27H134ZM138 28V27H137ZM136 28V29H137ZM141 28V27H140ZM140 28H139V30H140ZM149 28H151V26H149ZM149 28H147V30L149 29ZM155 28V27H154ZM189 28H191V27H189ZM15 29H17V28H15ZM28 29H30V27L28 28ZM38 29V28H37ZM58 29V28H57ZM72 29V28H71ZM70 29V30H71ZM77 29H75V30H77ZM81 29H82V27H81ZM84 29V28H83ZM90 29H92V27L90 28ZM98 29V28H97ZM102 29V28H101ZM101 29L100 30H97V31H101ZM111 29H113V27L111 28ZM115 29V28H114ZM113 29V30H114ZM119 29H121V28H119ZM132 29V28H131ZM161 29V28H160ZM163 29V28H162ZM180 29V28H179ZM204 29V28H203ZM5 30H7V29H5ZM18 30H19V28H18ZM27 30V29H26ZM36 30V29H35ZM56 30V29H55ZM65 30L66 29H64V32H65ZM74 30V31H75ZM79 30V29H78ZM86 30V29H85ZM93 30H94V27H93ZM93 30H91L92 31V33H93ZM96 30V29H95ZM94 30V31H95ZM105 30V29H104ZM122 30H124V32L126 31L125 29H123L122 28ZM133 31H134V29H132ZM152 30V29H151ZM164 30V29H163ZM166 30V29H165ZM170 30V29H169ZM187 30H189L188 29V27H187ZM186 30V31H187ZM197 30V29H196ZM200 30V29H199ZM198 30V31H199ZM204 30H206V29H204ZM208 30H209V27H208ZM211 30V29H210ZM66 31H69V29L68 30H66ZM72 31V30H71ZM80 31V30H79ZM107 31V30H106ZM129 31H131L130 29H129ZM156 31V30H155ZM180 31H181V34H182V30L180 29ZM191 31V30H190ZM189 31V32H190ZM203 31V30H202ZM9 32H10V30H9ZM13 32H14V30H13ZM17 32V31H16ZM19 32H21V31H19ZM31 32V31H30ZM30 32H29V34H30ZM38 32H39V29H38ZM45 32H46V28H45ZM45 32H44V35H45ZM51 32H53V31H51ZM55 32V31H54ZM53 32V33H54ZM83 32V31H82ZM89 33H91L90 31H88ZM105 32V31H104ZM112 32V31H111ZM135 32V31H134ZM137 32H139V31H137ZM140 32H142V31H140ZM188 32V33H189ZM193 32V33H192ZM192 32H190L192 35L195 33V31H192ZM201 32V31H200ZM200 32H198V34L200 33ZM209 32V31H208ZM214 32H215V34H214ZM6 33V32H5ZM25 33V32H24ZM34 33V32H33ZM33 33H31V36H32V34ZM36 33V32H35ZM59 33V32H58ZM68 33V32H67ZM76 33V32H75ZM80 33V32H79ZM98 33V32H97ZM97 33H95V34H97ZM130 33H132V32H130ZM158 33H159V31H158ZM190 33L188 34V35H190ZM202 33V32H201ZM2 34V33H1ZM8 34V33H7ZM12 33H10V35H11ZM17 34H19L18 32H17ZM21 34V33H20ZM47 34V36L50 34H48V33H46ZM52 34V33H51ZM62 34V33H61ZM70 34H72V33H70ZM94 34V33H93ZM101 34V33H100ZM108 34V33H107ZM112 34V33H111ZM116 34V33H115ZM125 34V33H124ZM135 34V33H134ZM146 35H147V33H145ZM144 34V35H145ZM169 34V33H168ZM176 33H174L173 34V32H172V35H175ZM183 34L185 35V33L183 32ZM195 34H197V33H195ZM205 34H207L208 35V33H205ZM210 34V33H209ZM257 36L259 35V32L257 31ZM5 35V34H4ZM12 35H14V34H12ZM11 35V36H12ZM25 35V34H24ZM43 35V36H44ZM54 35H56V33L54 34ZM58 35V34H57ZM56 35V36H57ZM63 35V34H62ZM61 35V36H62ZM68 35V34H67ZM72 35H74V34H72ZM81 35V34H80ZM82 35H85V34H82ZM86 35H89V34H86ZM85 35V36H86ZM92 35V34H91ZM104 35V34H103ZM103 35L101 36V38L103 37ZM127 35V34H126ZM131 35V34H130ZM130 35H128V36H130ZM133 35V34H132ZM141 34L139 33L138 34V37L137 38H139V36H140ZM143 35V36H144ZM151 34L149 33V36H150ZM157 35V34H156ZM162 36H164L163 34H161ZM167 35V34H166ZM171 34H170V36H172ZM202 35H203V33H202ZM15 36H17L16 34H15ZM15 36H13V37H15ZM22 37H23V34L21 35ZM27 36V35H26ZM35 36H37V35H35ZM40 37L39 38H41V36L42 35H39ZM42 36V37H43ZM46 36V35H45ZM44 36V37H45ZM59 36H60V33H59ZM64 36H66L65 34H64ZM64 36H62L61 38H63ZM96 36V35H95ZM95 36H94V38H95ZM100 36V35H99ZM108 36H109V34H108ZM111 36V35H110ZM118 36V35H117ZM125 36V35H124ZM134 36V35H133ZM142 36V35H141ZM142 36V37H143ZM148 36V35H147ZM146 36V37H147ZM152 36H153V34H152ZM175 36H178V31H177V35H175ZM191 36V35H190ZM5 37V36H4ZM10 37V36H9ZM12 37V38H13ZM18 37H20L19 35H18ZM49 37H50V35H49ZM48 37V38H49ZM52 37V36H51ZM58 37V36H57ZM56 37V38H57ZM67 38L69 37V35L68 36H66ZM84 37V36H83ZM87 37V36H86ZM92 37V36H91ZM90 37V38H91ZM116 37V36H115ZM122 37V36H121ZM132 37V36H131ZM155 37V36H154ZM182 37V36H181ZM194 37H196V35L194 36ZM201 37V36H200ZM203 37L204 36H202V39H203ZM31 38H33V37H30V39ZM38 38V37H37ZM37 38H36V40H37ZM39 38H38V40H39ZM47 38V39H48ZM53 38H55V37H53ZM80 38V37H79ZM78 38V39H79ZM100 38V37H99ZM110 39L109 37H107L106 36V39ZM123 38V37H122ZM129 38V37H128ZM132 38H134V37H132ZM141 38V37H140ZM147 38H149V37H147ZM153 38V37H152ZM158 38V37H157ZM163 38V37H162ZM167 38V37H166ZM173 38H174V36H173ZM178 38V37H177ZM187 38V37H186ZM192 38V37H191ZM208 38V37H207ZM210 38H211V36H210ZM213 38V37H212ZM211 38V39H212ZM4 38H2V40H3ZM44 39V38H43ZM59 39V38H58ZM64 39V38H63ZM131 39V38H130ZM134 39H136V38H134ZM169 39V38H168ZM171 39V38H170ZM176 39V38H175ZM184 39V38H183ZM182 39V40H183ZM190 39V38H189ZM195 39V38H194ZM197 39V38H196ZM201 39V38H200ZM201 39V40H202ZM1 40V41H2ZM7 40H9V39H7ZM14 40H15V38H14ZM17 40H19V38L17 39ZM29 40V39H28ZM35 40V42L34 43H36L37 41ZM42 40V39H41ZM41 40H40V42H41ZM49 40V39H48ZM48 40L46 41L45 40V42H48ZM52 40V39H51ZM50 40V41H51ZM57 39H55V41H56ZM65 40H67V39H65ZM70 40V39H69ZM80 40V39H79ZM84 40V39H83ZM117 40V39H116ZM119 40V39H118ZM177 40V39H176ZM176 40H175V42H176ZM178 40H179V38H178ZM186 40V39H185ZM198 41L199 43L200 42H202V41ZM207 40H210V39H207ZM4 41V40H3ZM16 41V40H15ZM20 41V40H19ZM24 41V40H23ZM44 41V40H43ZM42 41V42H43ZM59 41V40H58ZM72 41H74V40H72ZM89 41V40H88ZM98 41V40H97ZM99 41H101V40H99ZM123 41V40H122ZM142 41V40H141ZM145 41V40H144ZM143 41V42H144ZM159 41V40H158ZM167 41V40H166ZM171 41H173V40H171ZM195 41V40H194ZM194 41H192L193 42V45L195 44V42ZM6 42V41H5ZM10 42H12V43H15V42H13V41H10ZM10 42H9V44H10ZM18 42V41H17ZM20 42H22V41H20ZM19 42V43H20ZM41 42V43H42ZM52 42V41H51ZM65 42V41H64ZM64 42H62V43H64ZM70 41H68V43H69ZM86 42V41H85ZM91 42V41H90ZM92 42L94 43L95 41H93L92 40ZM103 42V41H102ZM124 42V41H123ZM122 42V43H123ZM130 42V41H129ZM135 42V41H134ZM150 42V41H149ZM161 42V41H160ZM164 42V41H163ZM168 42V41H167ZM166 42V43H167ZM186 42H190V40H188V41H186ZM208 42H210V41H208ZM4 43V42H3ZM3 43H1L0 44V47H1V45L3 44ZM8 43V42H7ZM11 43V44H12ZM29 43V42H28ZM34 43H33V45H34ZM40 43V44H41ZM49 43V42H48ZM52 43H54V42H52ZM51 43V44H52ZM74 43V42H73ZM77 43V42H76ZM83 44H84V42H82ZM87 43H89V42H87ZM98 43V42H97ZM105 43H107L106 41H105ZM112 43V42H111ZM115 43H117V42H115ZM132 43H133V41H132ZM141 43V42H140ZM146 43V42H145ZM150 43H153V41H151ZM174 43V42H173ZM181 43V42H180ZM204 43V42H203ZM212 43V42H211ZM15 44H17V43H15ZM21 44V43H20ZM23 44V43H22ZM26 44V43H25ZM39 44V43H38ZM39 44V45H40ZM46 44V43H45ZM50 43H49V45H51ZM56 44V43H55ZM58 44H60V43H58ZM64 44H66V46H67V43L65 42ZM69 44H71V43H69ZM75 44V43H74ZM79 44V43H78ZM95 44V43H94ZM101 44V43H100ZM103 44H104V42H103ZM129 44V43H128ZM144 44V43H143ZM148 44V43H147ZM160 44V43H159ZM161 44H164V43H161ZM177 44H179V43H177ZM190 44V43H189ZM192 44V43H191ZM190 44V45H191ZM197 44V43H196ZM202 44V43H201ZM205 44H207V43H205ZM204 44V45H205ZM4 45V44H3ZM39 45L37 46V47H35V48H38L39 47ZM54 45V44H53ZM52 45V46H53ZM63 45V44H62ZM92 45V44H91ZM110 45V44H109ZM112 45V44H111ZM119 45V44H118ZM118 45H116V46H118ZM125 45V44H124ZM140 45V44H139ZM142 45V44H141ZM158 45V44H157ZM156 45V46H157ZM168 45H169V42H168ZM168 45H166V46H168ZM187 45V44H186ZM185 45V46H186ZM193 45H191V46H193ZM198 46L200 45V44H197ZM210 45V44H209ZM41 46V45H40ZM45 46H47V45H45ZM60 46V45H59ZM59 46H57V47H59ZM79 47H82V46H80V45H78ZM113 46H114V44H113ZM128 46V45H127ZM153 46V45H152ZM182 46V45H181ZM184 46V45H183ZM198 46H197V48H198ZM201 46V45H200ZM215 46V47H216ZM20 47V46H19ZM25 47V46H24ZM30 47H31V45H30ZM56 47V48H57ZM70 47V46H69ZM68 47V48H69ZM76 47H77V45H76ZM78 47V48H79ZM104 47V46H103ZM121 47V46H120ZM194 47H195V45L193 46V47H191V49L193 48L194 49ZM202 47V46H201ZM13 48V47H12ZM18 48V47H17ZM41 48V47H40ZM46 48V47H45ZM52 48V47H51ZM60 48V47H59ZM65 48H67V47H65ZM67 48V49H68ZM91 48V47H90ZM125 48V47H124ZM159 48V47H158ZM168 48V47H167ZM170 48L171 47H169V51H170ZM173 48V47H172ZM171 48V49H172ZM183 48H186V47H183ZM182 47H181V49H183ZM5 49V48H4ZM14 49V48H13ZM28 49V48H27ZM32 49H34V48H32ZM31 49V50H32ZM48 49V48H47ZM70 49H71V47H70ZM70 49H68V50H70ZM80 49H82V48H80ZM79 49V50H80ZM91 49H93V48H91ZM102 49V48H101ZM104 49H105V47H104ZM103 49V50H104ZM107 49V48H106ZM113 49H115V48H113ZM118 49H120L119 47H118ZM131 49V48H130ZM136 49V48H135ZM139 49H141V48H139ZM144 49V48H143ZM147 49V48H146ZM160 49H162L163 51H164V49L163 48H161L160 47ZM179 49V48H178ZM200 49H202V48H200ZM215 49V50H216ZM12 50V49H11ZM26 50V49H25ZM30 50V49H29ZM38 50H40V49H38ZM44 50V49H43ZM51 49H49V51H50ZM56 50V49H55ZM58 50H60V49H57V51ZM64 50V49H63ZM95 50V49H94ZM97 50H99V49H97ZM107 50H110L109 48L107 49ZM107 50H104V51H107ZM127 50V49H126ZM133 50V49H132ZM138 50V49H137ZM142 50V49H141ZM148 51L149 50H151V48L150 49H147ZM155 50H157V49H155ZM167 50V49H166ZM165 50V51H166ZM175 50V49H174ZM177 50V49H176ZM183 50H187V49H183ZM211 50V49H210ZM15 51H17V50H15ZM41 51H42V48H41ZM47 51V50H46ZM53 51V50H52ZM72 51V50H71ZM100 51V50H99ZM110 51H112V50H110ZM115 51V50H114ZM114 51H113V53H114ZM121 51H123L122 49H121ZM124 51H125V49H124ZM135 52H137L136 50H134ZM185 51H178L179 53L181 52V53H183V52H185ZM190 51V50H189ZM194 51H195V49H194ZM198 52H199V50H197ZM197 51H195V52H197ZM201 51V50H200ZM202 51H203V49H202ZM201 51V52H202ZM205 51H208V48L205 50ZM212 51H213V49H212ZM54 52V51H53ZM53 52H50L51 54L53 53ZM60 52V51H59ZM75 52V51H74ZM167 52H168V50H167ZM171 52V51H170ZM176 53H177V51H175ZM191 52V51H190ZM34 53V52H33ZM37 53V52H36ZM47 53H49V52H47ZM79 53V52H78ZM152 53V52H151ZM154 53V52H153ZM174 53V52H173ZM172 53V54H173ZM178 53V54H179ZM207 53V52H206ZM17 54V53H16ZM31 54V53H30ZM38 54H39V51H38ZM43 54V53H42ZM45 54H46V52H45ZM54 54H56V53H54ZM54 54H53V56H54ZM64 54H66V53H64ZM72 54V53H71ZM81 54V53H80ZM80 54H78V56L80 55ZM85 54V53H84ZM90 54H92V53H90ZM116 54V53H115ZM129 54H130V52H129ZM141 54V53H140ZM150 53H148V55H149ZM191 54V53H190ZM199 55H197V57H199L200 58V54H202V53H198ZM211 54V53H210ZM9 55V54H8ZM28 55V54H27ZM32 55V54H31ZM34 55V54H33ZM62 54H60V57H62L61 56ZM66 55H68V54H66ZM97 55V54H96ZM102 55V54H101ZM131 55H133V57H134V54H131ZM143 55V54H142ZM147 55V54H146ZM147 55V56H148ZM162 55V54H161ZM171 55V54H170ZM180 55V54H179ZM193 55V54H192ZM191 55V56H192ZM196 55V54H195ZM212 55V54H211ZM14 56H16V55H14ZM35 56V55H34ZM48 56H49V54H48ZM47 56V57H48ZM51 56V55H50ZM49 56V57H50ZM59 56V55H58ZM57 56V57H58ZM70 56V55H69ZM75 56V55H74ZM84 56V55H83ZM87 56H90V55H88L87 54ZM86 56V57H87ZM93 56V55H92ZM92 56H90L91 58H92ZM95 56V55H94ZM99 56V55H98ZM105 56V55H104ZM107 56H109L108 54H107ZM114 56V55H113ZM118 56V55H117ZM123 56V55H122ZM121 56V58H123ZM129 56V55H128ZM144 56V55H143ZM151 56V55H150ZM150 56H148V57H150ZM173 59H175L176 57H177V55H176V57H175V55L173 54ZM184 56V58H187L188 56H186L185 57V55L183 54L182 55V57ZM203 56H206V55H203ZM203 56H201L202 58H204ZM28 57V56H27ZM37 57V56H36ZM39 57V56H38ZM44 57V56H43ZM52 57V56H51ZM55 57V56H54ZM67 57V56H66ZM76 57V56H75ZM82 57V56H81ZM111 57V56H110ZM130 57V56H129ZM139 57H141V56H139ZM155 57V56H154ZM161 57V56H160ZM163 57H165L164 55H163ZM170 57H172V55L170 56ZM190 57V56H189ZM193 57V56H192ZM214 57H216V56H214ZM78 58V57H77ZM84 58V57H83ZM83 58L82 59H80L81 61L83 60ZM100 58V56L98 57V59ZM102 58V57H101ZM114 58V57H113ZM118 58H120V56L118 57ZM152 58V57H151ZM162 58V57H161ZM198 58V59H199ZM201 58V59H202ZM43 59V58H42ZM50 59H52V58H50ZM97 59V58H96ZM115 59V58H114ZM114 59H112V60H114ZM124 59V58H123ZM134 59V58H133ZM149 59V58H148ZM154 59V58H153ZM166 59H169V57L168 58H166ZM179 59V58H178ZM192 59H194V58H192ZM197 59V60H198ZM206 59V58H205ZM247 59H251V56H250V53H249V55L247 56ZM56 60V59H55ZM67 60V59H66ZM87 60V59H86ZM93 60V59H92ZM91 60V61H92ZM95 60V59H94ZM104 60V59H103ZM172 60V59H171ZM175 60H177V59H175ZM203 60V59H202ZM208 60H210V59H208ZM9 61V60H8ZM18 61V60H17ZM23 61V60H22ZM57 61V60H56ZM63 61V60H62ZM74 61V60H73ZM72 61V62H73ZM79 61V60H78ZM84 61V60H83ZM82 61V62H83ZM106 61V60H105ZM105 61H102V62H105ZM109 61V60H108ZM107 61V62H108ZM122 61V60H121ZM131 61V60H130ZM164 61V60H163ZM167 61V60H166ZM169 61V60H168ZM181 61V60H180ZM201 61V60H200ZM204 61V60H203ZM21 62V61H20ZM28 62H29V60H28ZM35 62V61H34ZM44 62H46V61H44ZM48 62H50V61H48ZM60 62V61H59ZM67 62H69L70 63V61H67ZM98 62V61H97ZM128 62V61H127ZM133 62H135V61H132V63ZM140 62V60L137 62V63H139ZM147 62V61H146ZM152 62V61H151ZM178 62V61H177ZM176 62V63H177ZM186 63H188L187 61H185ZM194 62V61H193ZM57 63V62H56ZM62 63V62H61ZM75 63V62H74ZM73 63V64H74ZM79 63H80V61H79ZM86 63V62H85ZM113 63H115V62H113ZM119 63H121V62H119ZM144 63V62H143ZM159 63V62H158ZM164 63V62H163ZM180 63V62H179ZM207 63V62H206ZM205 63V64H206ZM40 64V63H39ZM50 64V63H49ZM57 64H59V63H57ZM87 64V63H86ZM92 64V63H91ZM97 64V63H96ZM103 64V63H102ZM107 64V63H106ZM122 64V63H121ZM127 64V63H126ZM130 64H131V62H130ZM136 64V63H135ZM156 64V63H155ZM167 64V63H166ZM170 64V63H169ZM168 64V65H169ZM172 64V63H171ZM178 64V63H177ZM181 64V63H180ZM183 64V63H182ZM189 64H191L190 62H189ZM195 64V63H194ZM193 64V66H195ZM198 64H200V63H198ZM204 64V65H205ZM208 64V63H207ZM30 65V64H29ZM60 65V64H59ZM69 65V64H68ZM76 65V64H75ZM88 65V64H87ZM90 65V64H89ZM115 65V64H114ZM120 65V64H119ZM125 65V64H124ZM124 65L122 66V67H124ZM129 65V64H128ZM148 65V64H147ZM149 65H152V63L151 64H149ZM200 65H202V64H200ZM200 65L198 66V67H200ZM204 65H202V67L201 68H203V66ZM32 66V65H31ZM54 66V65H53ZM92 66V65H91ZM102 66V65H101ZM100 66V67H101ZM112 66V65H111ZM110 66V67H111ZM133 66V65H132ZM137 66H138V64H137ZM141 66V65H140ZM160 66H161V64H160ZM166 66V65H165ZM170 66V65H169ZM185 66H188V64L187 65H185ZM196 66H197V63H196ZM195 66V67H196ZM207 66H209V65H207ZM207 66H206V68H207ZM33 67H35V66H33ZM79 67H80V65H79ZM105 66H103V68H104ZM168 67V66H167ZM173 67V66H172ZM190 67V66H189ZM192 67V66H191ZM198 67H196V68H198ZM214 67V66H213ZM214 67V68H215ZM10 68V67H9ZM21 68V67H20ZM26 68V67H25ZM30 68V67H29ZM36 68V67H35ZM40 68V67H39ZM54 68V67H53ZM60 68V67H59ZM64 68V67H63ZM89 68V67H88ZM93 68V67H92ZM114 68V67H113ZM112 68V69H113ZM119 68H120V66L118 67V69L117 70H119ZM137 68V67H136ZM136 68H135V70H136ZM142 68V67H141ZM148 68V67H147ZM151 68V67H150ZM150 68H148V69H150ZM205 68V67H204ZM208 68H210V67H208ZM37 69V68H36ZM51 69V68H50ZM57 69V68H56ZM66 69V68H65ZM70 69V68H69ZM80 69V68H79ZM85 69V68H84ZM83 69V70H84ZM91 69V68H90ZM105 69V68H104ZM115 69V68H114ZM121 69V68H120ZM129 68H127V70H128ZM134 69V68H133ZM138 69H140V68H138ZM160 69V68H159ZM164 69V68H163ZM166 69V68H165ZM168 69V68H167ZM170 69V68H169ZM174 69V68H173ZM188 69V68H187ZM213 68H211V70H212ZM34 70V69H33ZM49 70V69H48ZM68 70V69H67ZM101 70H103V69H101ZM116 70V69H115ZM115 70H113V71H115ZM123 70V69H122ZM126 70V69H125ZM131 70H132V68H131ZM144 70H145V68H144ZM143 70V71H144ZM147 70V69H146ZM152 70V69H151ZM154 70V69H153ZM172 70V69H171ZM180 70V69H179ZM182 70H183V68H182ZM181 70V71H182ZM190 70V69H189ZM20 71H22V70H20ZM66 71V70H65ZM70 71V70H69ZM79 71V70H78ZM95 71H96V68H95ZM124 71V70H123ZM123 71H121V72H123ZM137 71H139V70H137ZM148 71V70H147ZM163 71V70H162ZM162 71L160 72V74L162 73ZM173 71V70H172ZM188 71V70H187ZM192 71V70H191ZM205 71H207L206 69H205ZM209 71V70H208ZM213 71V70H212ZM211 71V72H212ZM59 72V71H58ZM68 72V71H67ZM76 72V71H75ZM91 72V71H90ZM107 72H109V71H107ZM116 72V71H115ZM130 72V71H129ZM135 72V71H134ZM145 72V71H144ZM155 72V71H154ZM158 72H159V70H158ZM157 72V73H158ZM179 72V71H178ZM184 72V71H183ZM194 72H196V71H194ZM21 73V72H20ZM45 73V72H44ZM70 72H68V74H69ZM80 73V72H79ZM125 73V72H124ZM175 73V72H174ZM209 73H210V71H209ZM208 73V76L210 75V74H212V73H210L209 74ZM215 73H216V71H215ZM25 74V73H24ZM109 74V73H108ZM142 74V73H141ZM146 74V73H145ZM27 75V74H26ZM30 75H32V74H30ZM48 75V74H47ZM56 75H57V73H56ZM89 75V74H88ZM95 75H96V73H95ZM105 75V74H104ZM129 75V74H128ZM134 75V74H133ZM168 75V74H167ZM22 76H24V75H22ZM49 76V75H48ZM92 76V75H91ZM107 76V75H106ZM127 76V75H126ZM139 76V75H138ZM137 75H136V77H138ZM141 76V75H140ZM145 76V75H144ZM153 76H155V75H153ZM157 76V75H156ZM159 76H161V75H159ZM159 76H157L158 78H160ZM163 77L164 76H166V75H162ZM169 76V75H168ZM174 76H176V75H174ZM186 76V75H185ZM199 76V75H198ZM198 76H197V78H198ZM210 76H212V75H210ZM209 76V77H210ZM35 77V76H34ZM69 77V76H68ZM86 77V76H85ZM104 77V76H103ZM128 77V76H127ZM142 77V76H141ZM147 77V76H146ZM145 77V78H146ZM152 77V76H151ZM151 77H149V78H151ZM173 77V76H172ZM176 77H178V76H176ZM183 77V76H182ZM187 77V76H186ZM191 77V76H190ZM196 77V76H195ZM200 77V76H199ZM45 78V77H44ZM47 78V77H46ZM50 78V77H49ZM67 77H65V79H66ZM169 78V77H168ZM173 78H175V77H173ZM184 78V77H183ZM212 78H214V77H212ZM14 79V78H13ZM55 79V78H54ZM57 79V78H56ZM142 79H143V77H142ZM161 79V78H160ZM164 79V78H163ZM165 79H166V77H165ZM176 79V78H175ZM195 79V78H194ZM204 79H205V77H204ZM203 79V80H204ZM211 79V78H210ZM215 79V78H214ZM19 80H20V78H19ZM53 80V79H52ZM59 81H61L62 82V80H60V79H58ZM98 80H100V79H98ZM98 80H96V81H98ZM110 80V79H109ZM116 80V79H115ZM154 80V79H153ZM152 80V81H153ZM170 80V79H169ZM180 80V79H179ZM208 80V79H207ZM212 81H213V79H211ZM50 81V80H49ZM66 81V80H65ZM69 81H71V80H69ZM146 81V80H145ZM161 81V80H160ZM160 81H159V83H160ZM162 81H164V80H162ZM202 81V80H201ZM37 82V81H36ZM43 82V81H42ZM53 82V81H52ZM57 82V81H56ZM86 82V81H85ZM88 82V81H87ZM92 82V81H91ZM107 82V81H106ZM127 82V81H126ZM141 82V81H140ZM155 82V81H154ZM170 82V81H169ZM185 82V81H184ZM204 82V81H203ZM203 82H200V83H202L203 84ZM19 83V82H18ZM25 83V82H24ZM45 83V82H44ZM54 83V82H53ZM74 83V82H73ZM103 83V82H102ZM114 83V82H113ZM129 83V82H128ZM162 83H164V82H162ZM165 83H166V81H165ZM170 83H172V82H170ZM175 83H177V82H175ZM181 83V82H180ZM191 83V82H190ZM197 83V82H196ZM195 83V84H196ZM211 83V82H210ZM213 84H214V82H212ZM215 83V84H216ZM65 84V83H64ZM70 84H72V83H70ZM104 84H106V83H104ZM157 84V83H156ZM173 84V83H172ZM179 84V83H178ZM187 84H188V82H187ZM194 84V85H195ZM214 84V85H215ZM245 84H249L250 85V81H249V79H245ZM19 85V84H18ZM40 85V84H39ZM79 85V84H78ZM160 85V84H159ZM171 85V84H170ZM174 85H176V84H174ZM189 85V84H188ZM199 85H201V84H199ZM199 85H197V86H199ZM209 85H211V84H209ZM25 86V85H24ZM95 86V85H94ZM117 86V85H116ZM179 86V85H178ZM202 86V85H201ZM204 86V85H203ZM212 86V85H211ZM83 87H84V85H83ZM106 87V86H105ZM214 87V86H213ZM23 88V87H22ZM34 88V87H33ZM49 88V87H48ZM72 88V87H71ZM173 88V87H172ZM199 88H201V87H199ZM198 88V89H199ZM215 88H213V89H215ZM14 89V88H13ZM19 89H21V88H19ZM25 89V88H24ZM84 89V88H83ZM89 89V88H88ZM102 89H104V88H102ZM108 89V88H107ZM142 89V88H141ZM158 89V88H157ZM160 89H162V88H160ZM176 89V88H175ZM174 89V90H175ZM32 90V89H31ZM76 90V89H75ZM106 90V89H105ZM150 90V89H149ZM162 90H164V89H162ZM177 90H179V89H177ZM189 90V89H188ZM204 90V89H203ZM212 90V89H211ZM79 91V90H78ZM141 91V90H140ZM165 91V90H164ZM181 91V90H180ZM205 91V90H204ZM208 91H210V90H208ZM27 92V91H26ZM162 92V91H161ZM160 92V93H161ZM167 92V91H166ZM173 92V91H172ZM199 92V91H198ZM207 92V91H206ZM205 92V93H206ZM214 92V91H213ZM212 92V93H213ZM30 94H33V92L31 93V92H29ZM159 93V92H158ZM159 93V94H160ZM165 93V92H164ZM178 93H180V92H178ZM178 93H177V95H178ZM187 93V92H186ZM211 93V92H210ZM5 94V93H4ZM95 94H96V92H95ZM168 94H170V93H168ZM184 94V93H183ZM199 94H200V92H199ZM203 94V93H202ZM20 95V94H19ZM23 95V94H22ZM21 95V96H22ZM29 95V94H28ZM94 95V94H93ZM211 95V94H210ZM7 96V95H6ZM27 96V95H26ZM32 96V95H31ZM80 96V95H79ZM95 96V95H94ZM99 96V95H98ZM105 96V95H104ZM111 96V95H110ZM124 96V95H123ZM154 96V95H153ZM164 96V95H163ZM169 96V95H168ZM174 96V95H173ZM187 96H189V93L187 94ZM199 96V95H198ZM202 96V95H201ZM207 96H209V95H207ZM213 96V95H212ZM77 97V96H76ZM108 97V96H107ZM121 97V96H120ZM136 97V96H135ZM146 97V96H145ZM170 97V96H169ZM177 97V96H176ZM181 97V96H180ZM185 98H187L186 96H184ZM190 97V96H189ZM195 97V96H194ZM200 97V96H199ZM211 97V96H210ZM215 97V96H214ZM2 97H0V99H1ZM28 98V97H27ZM30 98V97H29ZM34 98V97H33ZM105 98V97H104ZM201 98V97H200ZM6 99V98H5ZM72 99H73V97H72ZM162 99H164V98H162ZM189 99V98H188ZM199 99V98H198ZM207 99L208 98H205V100L207 101ZM7 100H9V99H7ZM6 100V101H7ZM85 100V99H84ZM166 100V99H165ZM169 100H170V98H169ZM184 100H186V99H184ZM182 101V102H185V104H186V101ZM208 100H210V99H208ZM215 100H216V98H215ZM24 101V100H23ZM34 101V100H33ZM76 101V100H75ZM92 101H94V100H92ZM88 102H91V101H88ZM110 102V101H109ZM120 102V101H119ZM167 102H169V101H167ZM173 102V101H172ZM4 103V102H3ZM72 103V102H71ZM102 103V102H101ZM122 103V102H121ZM138 103H139V101H138ZM170 103V102H169ZM178 103H180V102H178ZM200 103V102H199ZM210 103V102H209ZM216 103V102H215ZM15 104V103H14ZM119 104V103H118ZM161 104H163V103H161ZM175 104V103H174ZM202 104V103H201ZM205 104H207V103H205ZM211 104V103H210ZM16 105V104H15ZM37 105V104H36ZM35 105V106H36ZM192 105H194V104H192ZM203 105V104H202ZM202 105H200L201 107H202ZM23 106V105H22ZM38 106H40V105H38ZM157 106V105H156ZM159 106V105H158ZM157 106V107H158ZM161 106V105H160ZM172 106V105H171ZM205 106V105H204ZM212 106H213V104H212ZM26 107V106H25ZM176 107V106H175ZM198 107H199V105H198ZM200 107V108H201ZM206 107V106H205ZM208 107V106H207ZM207 107H206V109H207ZM215 107V106H214ZM40 108V107H39ZM42 108V107H41ZM120 107H118V109H119ZM169 108V107H168ZM185 108V107H184ZM183 108V109H184ZM190 108V107H189ZM213 108V107H212ZM47 109V108H46ZM53 109V108H52ZM106 109V108H105ZM111 109V108H110ZM154 109H155V107H154ZM160 109V108H159ZM165 109V108H164ZM170 110H171V108H169ZM175 110H176V108H174ZM178 109H180V108H178ZM9 110H11V109H9ZM15 110V109H14ZM35 110V109H34ZM40 110V109H39ZM45 110V109H44ZM50 110V109H49ZM94 110V109H93ZM104 110V109H103ZM113 110V109H112ZM122 110V109H121ZM160 110H162V111H164L163 109H160ZM165 110H167V109H165ZM186 110V109H185ZM196 110V109H195ZM202 110V109H201ZM205 110V109H204ZM209 110V109H208ZM211 110V109H210ZM209 110V111H210ZM214 110V109H213ZM215 110H217V109H215ZM1 111V110H0ZM19 111V110H18ZM22 111V110H21ZM58 111V110H57ZM118 111H120V110H118ZM149 111V110H148ZM178 111H180V110H178ZM183 111V110H182ZM182 111H180V112H182ZM192 111H194V110H192ZM198 111V110H197ZM203 111V110H202ZM208 111V112H209ZM4 112V111H3ZM25 112V111H24ZM40 112V111H39ZM46 112V111H45ZM60 112V111H59ZM175 112V111H174ZM186 112V111H185ZM206 112V111H205ZM205 112H203L204 114H205ZM215 112V111H214ZM214 112H212V113H214ZM49 112H47V114H48ZM63 113V112H62ZM68 113H69V111H68ZM148 113V112H147ZM169 113V112H168ZM178 113V112H177ZM183 113V112H182ZM181 113V114H182ZM192 113V112H191ZM189 114V115H192V114ZM197 113V112H196ZM216 113V112H215ZM215 113H214V115H215ZM2 114V113H1ZM16 114V113H15ZM32 114V113H31ZM31 114L29 115L30 117H32L31 116ZM40 114V113H39ZM46 114V115H47ZM50 114H52V113H50ZM49 114V115H50ZM56 114V113H55ZM64 114V113H63ZM157 114V113H156ZM203 114V115H204ZM207 114V113H206ZM2 115H4V114H2ZM6 115H9V114H6ZM6 115H4V116H6ZM13 115V114H12ZM21 115V114H20ZM23 115V114H22ZM27 116H28V114H26ZM35 115H38V114H35ZM34 115V116H35ZM49 115H47V116H49ZM58 115V114H57ZM66 115V116H65ZM64 116L67 118V114H65ZM170 115V114H169ZM200 115V114H199ZM210 115V114H209ZM1 116V115H0ZM10 116H11V114H10ZM14 116V115H13ZM16 116V115H15ZM23 116H25V115H23ZM26 116V117H27ZM53 116V115H52ZM51 116V117H52ZM58 116H60V115H58ZM62 116V115H61ZM83 116V115H82ZM94 116V115H93ZM104 116V115H103ZM109 116V115H108ZM119 116V115H118ZM123 116V115H122ZM147 116V115H146ZM159 116V115H158ZM157 116V117H158ZM173 117H175L174 115H172ZM179 116H184V115H180L179 114ZM194 116H196V115H194ZM200 116H202V115H200ZM207 116V115H206ZM205 116V117H206ZM12 117V116H11ZM17 117H18V115H17ZM37 117V116H36ZM38 117H39V115H38ZM37 117V118H38ZM56 117V116H55ZM106 117V116H105ZM115 117V116H114ZM120 117V116H119ZM145 117V116H144ZM163 117V116H162ZM185 117V116H184ZM193 117V116H192ZM204 117V118H205ZM29 118V117H28ZM35 118V117H34ZM40 118V117H39ZM44 118V117H43ZM47 118H49V117H47ZM122 118V117H121ZM127 118V117H126ZM146 118V117H145ZM150 118V117H149ZM152 118V117H151ZM150 118V119H151ZM155 118V117H154ZM165 118V117H164ZM180 118V117H179ZM186 118V117H185ZM188 118V117H187ZM186 118V119H187ZM190 118V117H189ZM194 118H196V117H194ZM208 118H210V117H208ZM208 118H206V119H208ZM31 119H33V118H31ZM53 119V118H52ZM140 119H142V118H140ZM148 119V118H147ZM156 119V118H155ZM163 119V118H162ZM162 119H161V121H162ZM173 119V118H172ZM177 119V118H176ZM200 119H203V118H200ZM213 119V118H212ZM214 119H216V117L214 118ZM213 119V120H214ZM211 120V119H210ZM4 121V120H3ZM157 121V120H156ZM186 121V120H185ZM198 121V120H197ZM204 121V120H203ZM202 121V122H203ZM207 121V120H206ZM2 122V121H1ZM10 122V121H9ZM27 122V121H26ZM40 122V121H39ZM44 122V121H43ZM50 122V121H49ZM55 122V121H54ZM59 122V121H58ZM64 122V121H63ZM67 122V121H66ZM72 122V121H71ZM71 122H69L68 121V123H71ZM126 122H128L129 123V121H127L126 120ZM125 122V123H126ZM172 122V121H171ZM177 122V121H176ZM175 122V123H176ZM180 122V121H179ZM202 122H201V124H202ZM6 123H8V122H6ZM17 123V122H16ZM32 123V122H31ZM35 123H37L36 121H35ZM42 123V122H41ZM46 123V122H45ZM44 123V124H45ZM51 123V122H50ZM55 123H57V122H55ZM67 123V124H68ZM131 123V122H130ZM133 123H135V122H133ZM149 123V122H148ZM156 123V122H155ZM174 123V122H173ZM174 123V124H175ZM184 123V122H183ZM187 123V122H186ZM195 123V122H194ZM204 123V122H203ZM209 123V122H208ZM4 124V123H3ZM12 124H14V123H12ZM21 125H22V123H20ZM28 124H30V121H29V123ZM38 124V123H37ZM47 124H49V123H47ZM58 124V123H57ZM73 124V123H72ZM145 124H147V123H145ZM151 124V123H150ZM160 124V123H159ZM166 124V123H165ZM200 124V123H199ZM60 125V124H59ZM71 125V124H70ZM78 125V124H77ZM76 125V126H77ZM129 125V124H128ZM143 125V124H142ZM148 125V124H147ZM156 125V124H155ZM161 125H164V124H161ZM168 125V124H167ZM172 125V124H171ZM179 125V124H178ZM191 125H192V123H191ZM211 125V124H210ZM209 125V126H210ZM3 126V125H2ZM27 126V125H26ZM42 126V125H41ZM65 126V125H64ZM139 126V125H138ZM154 126V125H153ZM158 126H160V125H158ZM165 126V125H164ZM175 126V125H174ZM181 126V125H180ZM193 126H195V125H193ZM200 126V125H199ZM213 126V125H212ZM33 127V126H32ZM45 127V126H44ZM48 127V126H47ZM60 127V126H59ZM70 127V126H69ZM68 127V128H69ZM173 127V126H172ZM179 127V126H178ZM197 127V126H196ZM195 127V128H196ZM205 127V126H204ZM16 128V127H15ZM25 128V127H24ZM40 128V127H39ZM54 128V127H53ZM67 128V129H68ZM117 128V127H116ZM126 128V127H125ZM159 128V127H158ZM157 128V129H158ZM170 128V127H169ZM175 128H177V127H175ZM174 128V129H175ZM215 128V129H216ZM6 129H8V128H6ZM10 129V128H9ZM8 129V130H9ZM12 129V128H11ZM16 129H18V128H16ZM27 129V128H26ZM44 129H46V127L44 128ZM43 128H42V130L43 131H45ZM50 129H52V128H50ZM56 129V128H55ZM71 129V128H70ZM106 129V128H105ZM131 129V128H130ZM129 129V130H130ZM135 129V128H134ZM138 129V128H137ZM140 129V128H139ZM144 129H146V128H144ZM154 129V128H153ZM157 129H156V131H157ZM164 129V128H163ZM179 129V128H178ZM192 129V128H191ZM207 129V128H206ZM19 130V129H18ZM32 130H33V128H32ZM49 130V129H48ZM54 130V129H53ZM61 130H63V129H61ZM60 130V131H61ZM69 130V129H68ZM121 130V129H120ZM128 130V129H127ZM161 131H162V129H160ZM176 130V129H175ZM197 130H198V128H197ZM196 130V131H197ZM210 130V129H209ZM214 129H212V131H213ZM12 131V130H11ZM28 131V130H27ZM34 131V130H33ZM41 131V130H40ZM50 131V130H49ZM55 131V130H54ZM53 131V132H54ZM67 131V130H66ZM70 131V130H69ZM112 131H114L113 129H112ZM118 131H119V129H118ZM123 131V130H122ZM131 131H133L132 129H131ZM130 131V132H131ZM138 131V130H137ZM144 131V130H143ZM148 131V130H147ZM151 131H152V129H151ZM156 131H154V132H156ZM167 131V130H166ZM171 131H173V128H172V130ZM170 131V132H171ZM183 131V130H182ZM191 131V130H190ZM193 131V130H192ZM200 130H198V132H199ZM29 132V131H28ZM48 132V131H47ZM158 132H159V129H158ZM157 132V133H158ZM165 132V131H164ZM175 132V131H174ZM178 132V131H177ZM204 132V131H203ZM37 133V132H36ZM137 133H139V132H137ZM150 133H152V132H150ZM162 133V132H161ZM168 133H169V131H168ZM216 133V132H215ZM5 134V133H4ZM7 134V133H6ZM19 134V133H18ZM30 134V133H29ZM41 134H43V133H41ZM49 134V133H48ZM69 134V133H68ZM155 134V133H154ZM154 134H152V135H154ZM170 134V133H169ZM173 134V133H172ZM179 134V133H178ZM177 134V135H178ZM186 134V133H185ZM197 134V133H196ZM213 134H214V132H213ZM12 135V134H11ZM14 135H17V133L16 134H14ZM26 135V134H25ZM24 135V136H25ZM33 135H35V134H33ZM46 135V134H45ZM52 135V134H51ZM55 135H57V134H55ZM60 135V134H59ZM59 135H57L58 137H59ZM62 135V134H61ZM72 135V134H71ZM192 135V134H191ZM201 135V134H200ZM199 135V136H200ZM7 136V135H6ZM10 136V135H9ZM28 136H30V135H28ZM43 136V135H42ZM49 136V135H48ZM63 136V135H62ZM69 135H67V137H68ZM73 136V135H72ZM72 136H70L69 138H72ZM114 136V135H113ZM120 136H122V135H120ZM127 136V135H126ZM144 136H146V135H144ZM160 136V135H159ZM171 136V135H170ZM181 136V135H180ZM186 136V135H185ZM1 138H2V136H0ZM5 137V136H4ZM19 137V136H18ZM30 137H32V135L30 136ZM50 137V136H49ZM53 137H55L54 135H53ZM63 137H66V136H63ZM75 137V136H74ZM124 137V136H123ZM127 137H129V136H127ZM132 137V136H131ZM130 137V138H131ZM137 137V136H136ZM139 137V136H138ZM141 137H143V136H141ZM153 137V136H152ZM160 137H162V136H160ZM183 137V136H182ZM192 137V136H191ZM201 137H203V136H201ZM213 137V136H212ZM33 138H34V136H33ZM33 138H32V140H33ZM41 138V137H40ZM48 138V137H47ZM47 138H45V139H47ZM52 138V137H51ZM57 138V137H56ZM62 138V137H61ZM125 138V137H124ZM146 138V137H145ZM163 138V137H162ZM170 138V137H169ZM184 138V137H183ZM186 138V137H185ZM188 138H190V137H188ZM193 138H195V137H193ZM199 138V137H198ZM207 138H209V137H207ZM214 138V137H213ZM23 139V138H22ZM74 139V138H73ZM104 139V138H103ZM147 139V138H146ZM161 139V138H160ZM166 139V138H165ZM174 139V138H173ZM16 140V139H15ZM21 140V139H20ZM32 140H30L31 142H32ZM62 140V139H61ZM159 140V139H158ZM157 140V141H158ZM180 140V139H179ZM201 140V139H200ZM199 140V141H200ZM207 140V139H206ZM216 140V139H215ZM0 141H2V140H0ZM7 141V140H6ZM9 141V140H8ZM12 141V140H11ZM17 141V140H16ZM26 141V140H25ZM39 141H42L41 139H39ZM51 141V140H50ZM66 141V140H65ZM69 141V140H68ZM100 141V140H99ZM151 141V140H150ZM156 141V140H155ZM160 141V140H159ZM176 141H177V139H176ZM211 141V140H210ZM213 141V140H212ZM4 142V141H3ZM13 142V141H12ZM19 142V141H18ZM23 142V141H22ZM30 142V143H31ZM48 142V141H47ZM58 143H60L59 141H57ZM111 142V141H110ZM149 142V141H148ZM163 142V141H162ZM173 142V141H172ZM171 142V143H172ZM175 142V141H174ZM180 142V141H179ZM178 142V143H179ZM190 142V141H189ZM4 143H6V142H4ZM9 143H11V142H9ZM16 143V142H15ZM19 143H21V142H19ZM36 143V142H35ZM39 143V142H38ZM41 143V142H40ZM40 143H39V145H40ZM52 143H53V141H52ZM51 143V144H52ZM55 143V142H54ZM62 143H64L63 141H62ZM68 143V142H67ZM70 143V142H69ZM74 143V142H73ZM92 143V142H91ZM94 143V142H93ZM97 143H98V141H97ZM104 143V142H103ZM119 143V142H118ZM126 143H128V142H126ZM130 143H131V141H130ZM147 143V142H146ZM167 143V142H166ZM176 143V142H175ZM192 143V142H191ZM202 143V142H201ZM215 143V142H214ZM0 144H1V142H0ZM17 144V143H16ZM23 144V143H22ZM25 144H27V143H25ZM41 144H43V143H41ZM49 144H50V142H49ZM56 144V143H55ZM64 144H66V143H64ZM70 144H72V142L70 143ZM86 144V143H85ZM89 144H90V142H89ZM96 144V143H95ZM98 144H101L100 142L98 143ZM97 144V145H98ZM120 144V143H119ZM135 144V143H134ZM162 144H165V143H162ZM161 144V145H162ZM170 144V143H169ZM173 144V143H172ZM185 144V143H184ZM193 144V143H192ZM199 144V143H198ZM213 144V143H212ZM4 145V144H3ZM7 145V144H6ZM20 145V144H19ZM34 145H36V144H34ZM34 145H31L30 147H35ZM38 145V146H39ZM88 145V144H87ZM115 145H116V143H115ZM118 145V144H117ZM130 145H132V144H130ZM145 145V144H144ZM176 145V144H175ZM181 145V144H180ZM182 145H183V142H182ZM191 145V144H190ZM196 145V144H195ZM204 145H206V144H204ZM209 145V144H208ZM207 145V146H208ZM215 145V144H214ZM10 146H12V145H10ZM37 146V147H38ZM47 146V145H46ZM76 146V145H75ZM119 146V145H118ZM124 146V145H123ZM149 146V145H148ZM152 146V145H151ZM168 146V145H167ZM198 146V145H197ZM210 146H211V144H210ZM20 147V146H19ZM23 147V146H22ZM25 147V146H24ZM39 147H41V146H39ZM38 147V148H39ZM64 147V146H63ZM65 147H67V146H65ZM69 147V146H68ZM115 147V146H114ZM176 146H174V148H175ZM185 147V146H184ZM187 147V146H186ZM190 147V146H189ZM196 147V146H195ZM3 148V147H2ZM8 148V147H7ZM29 148V147H28ZM43 148V147H42ZM42 148H40V149H42ZM47 149H48V147H46ZM52 148V147H51ZM62 148V147H61ZM80 148L81 149H83L81 146H80ZM125 148V147H124ZM166 147H164V149H165ZM169 148V147H168ZM182 148V147H181ZM198 148V147H197ZM1 149V148H0ZM6 149V148H5ZM11 149V148H10ZM19 149V148H18ZM39 149V150H40ZM46 149V150H47ZM50 149V148H49ZM53 149V148H52ZM55 149V148H54ZM60 149V148H59ZM89 149V148H88ZM109 149V148H108ZM123 149V148H122ZM127 149V148H126ZM156 149V148H155ZM162 149V148H161ZM164 149H162V150H164ZM192 149V148H191ZM196 149V148H195ZM3 150V149H2ZM12 150V149H11ZM34 150H35V148H34ZM33 150V151H34ZM37 150V149H36ZM39 150H38V152H39ZM51 150V149H50ZM61 150V149H60ZM67 150V149H66ZM69 150H71V149H69ZM69 150H67V152L69 151ZM84 150V149H83ZM82 150V151H83ZM86 150V149H85ZM90 150V149H89ZM94 150H96L95 148H94ZM100 150V149H99ZM110 150V149H109ZM115 150V149H114ZM117 150H119V149H117ZM125 150V149H124ZM144 150V149H143ZM148 150H150V149H148ZM154 150V149H153ZM158 150V149H157ZM170 150V149H169ZM177 150H180V149H177ZM183 150H185V149H183ZM197 150V149H196ZM199 150V149H198ZM197 150V151H198ZM203 150V149H202ZM213 150V149H212ZM5 151V150H4ZM44 151V150H43ZM58 151V150H57ZM56 151V152H57ZM88 151V150H87ZM92 151V150H91ZM103 151V150H102ZM107 151V150H106ZM122 151V150H121ZM127 151V150H126ZM131 151V150H130ZM137 151V150H136ZM146 151V150H145ZM150 151H152V150H150ZM165 151V150H164ZM171 151H172V149H171ZM181 151V150H180ZM185 151H187V149L185 150ZM191 151V150H190ZM195 151V150H194ZM201 151V150H200ZM205 151V150H204ZM208 151H209V149H208ZM8 152V151H7ZM24 152H25V150H24ZM35 152V151H34ZM45 152V151H44ZM71 152V151H70ZM73 152V151H72ZM71 152V153H72ZM78 152H80V151H78ZM77 152V153H78ZM119 152V151H118ZM144 152V151H143ZM148 152V151H147ZM157 152V151H156ZM168 152V151H167ZM173 152V151H172ZM178 152V151H177ZM181 152H183V151H181ZM189 152V151H188ZM192 152V151H191ZM11 153V152H10ZM15 153V152H14ZM18 153H19V151H18ZM17 153V154H18ZM63 153H64V150H63ZM88 153V152H87ZM104 153V152H103ZM194 153V152H193ZM204 153V152H203ZM24 154V153H23ZM30 154V153H29ZM32 154V153H31ZM30 154V155H31ZM35 154V153H34ZM58 154V153H57ZM139 154V153H138ZM150 154H152V152L150 153ZM150 154H148V155H150ZM191 154V153H190ZM213 154V153H212ZM4 155V154H3ZM6 155V154H5ZM15 155V154H14ZM20 155V154H19ZM30 155L29 156H27V157H30ZM40 155V154H39ZM49 156H50V154H48ZM54 155V154H53ZM58 155H60V154H58ZM68 155V154H67ZM104 155V154H103ZM179 155V154H178ZM209 155V154H208ZM211 155V154H210ZM2 156V155H1ZM7 156V155H6ZM8 156H9V154H8ZM22 156V155H21ZM24 156V155H23ZM22 156V157H23ZM26 156V155H25ZM25 156H24V158H25ZM35 156V155H34ZM41 156V155H40ZM45 156H47V155H45ZM49 156H47V158L49 157ZM52 156V155H51ZM61 156V155H60ZM66 156V155H65ZM71 156V155H70ZM73 156H76V155H73ZM85 156V155H84ZM139 156V155H138ZM151 156L152 155H150V158H151ZM204 156V155H203ZM215 156V155H214ZM14 157V156H13ZM53 157V156H52ZM56 157H57V155H56ZM62 157H64V156H62ZM72 157V156H71ZM78 157V156H77ZM80 157H82V156H80ZM79 157V158H80ZM87 157V156H86ZM97 157V156H96ZM102 157V156H101ZM107 157V156H106ZM117 157V156H116ZM122 157V156H121ZM126 157V156H125ZM132 157V156H131ZM137 157V156H136ZM153 157V156H152ZM155 157V156H154ZM160 157V156H159ZM165 157V156H164ZM176 157V156H175ZM190 157V156H189ZM19 158V157H18ZM23 158V159H24ZM31 158V157H30ZM40 158V157H39ZM42 158V157H41ZM55 158V157H54ZM53 158V159H54ZM83 158V157H82ZM99 158V157H98ZM123 158V157H122ZM147 158V157H146ZM166 158V157H165ZM178 158V157H177ZM182 158V157H181ZM185 158V157H184ZM197 158V157H196ZM212 158V157H211ZM27 159V158H26ZM34 159V158H33ZM59 159V158H58ZM77 159V158H76ZM125 159V158H124ZM169 159V158H168ZM178 159H180V158H178ZM199 159V158H198ZM209 159V158H208ZM213 159V158H212ZM36 160V159H35ZM55 160V159H54ZM148 160V159H147ZM177 160V159H176ZM180 160H182V159H180ZM180 160H179V162H180ZM192 160V159H191ZM193 160H194V158H193ZM1 161V160H0ZM4 161V160H3ZM7 161H9V160H7ZM17 161H20V159H18ZM16 161V162H17ZM27 161H28V159H27ZM26 161V162H27ZM30 162H31V159L29 160ZM39 161V160H38ZM37 161V162H38ZM45 161V160H44ZM113 161V160H112ZM112 161H106V162H104L102 165H104L105 167H108V168H110V166L113 164V162ZM169 161V160H168ZM167 161V162H168ZM175 161V160H174ZM184 161V160H183ZM190 161V160H189ZM211 161V160H210ZM13 162V161H12ZM24 162H25V160H24ZM35 161L33 160V163H34ZM41 162V161H40ZM65 162V161H64ZM71 162V161H70ZM75 162V161H74ZM125 162V161H124ZM182 162V161H181ZM186 162V161H185ZM8 164H9V162H7ZM22 163V162H21ZM20 163V164H21ZM42 163V162H41ZM47 163H49V162H47ZM58 163V162H57ZM60 163H61V161H60ZM59 163V164H60ZM67 163V162H66ZM72 163V162H71ZM82 163V162H81ZM101 163V162H100ZM121 163V162H120ZM132 163V162H131ZM141 163V162H140ZM162 163V162H161ZM171 163V162H170ZM189 163V162H188ZM25 164V163H24ZM31 164V163H30ZM39 164V163H38ZM50 164V163H49ZM55 164V163H54ZM63 164H65V163H63ZM80 164V163H79ZM89 164V163H88ZM133 164V163H132ZM138 164V163H137ZM141 164H143V163H141ZM146 164H148V163H146ZM174 164V163H173ZM197 164V163H196ZM202 164V163H201ZM213 164V163H212ZM215 164V163H214ZM213 164V165H214ZM1 165V164H0ZM19 165V164H18ZM22 165V164H21ZM28 165V164H27ZM34 165V164H33ZM43 165V164H42ZM57 165V164H56ZM72 165V164H71ZM83 165H84V163H83ZM86 165V164H85ZM115 165V164H114ZM120 165V164H119ZM125 165V164H124ZM158 165H160V163L158 164ZM185 165V164H184ZM187 165V164H186ZM199 165V164H198ZM208 165V164H207ZM13 166V165H12ZM31 166H32V164H31ZM36 166H37V163H36ZM39 166V165H38ZM58 166V165H57ZM56 166V167H57ZM61 166V165H60ZM116 166H118V164L116 165ZM157 166V165H156ZM161 166V165H160ZM177 166V165H176ZM191 166V165H190ZM200 166V165H199ZM205 166V165H204ZM211 166V165H210ZM10 167V166H9ZM23 167V166H22ZM25 167H28V166H25ZM54 167V166H53ZM66 167V166H65ZM104 167V168H105ZM181 167V166H180ZM187 167H188V165H187ZM197 167V166H196ZM195 167V168H196ZM1 168V167H0ZM14 168H16V167H14ZM75 168V167H74ZM79 167H77V169H78ZM120 168H122V167H120ZM182 168V167H181ZM7 169H9V168H7ZM18 169H19V167H18ZM24 169V168H23ZM27 169V168H26ZM33 169V168H32ZM47 169V168H46ZM61 169V168H60ZM59 169V170H60ZM73 169V168H72ZM106 169V168H105ZM117 169H119V168H117ZM146 169V168H145ZM155 169V168H154ZM159 169V168H158ZM171 168H169V170H170ZM205 169V168H204ZM208 169V168H207ZM11 170V169H10ZM16 170V169H15ZM30 170V169H29ZM45 170V169H44ZM43 170V171H44ZM50 170V169H49ZM74 170V169H73ZM79 170V169H78ZM94 170V169H93ZM104 170V169H103ZM108 170V169H107ZM121 170V169H120ZM124 170V169H123ZM143 170V169H142ZM166 170H168V169H166ZM168 170V171H169ZM171 170H173V169H171ZM176 170V169H175ZM196 170H198V169H196ZM206 170V169H205ZM210 170V169H209ZM9 171V170H8ZM17 171V170H16ZM21 171V170H20ZM38 171V170H37ZM51 171V170H50ZM71 171V170H70ZM96 171V170H95ZM99 171H101V170H99ZM104 171H106V170H104ZM149 171V170H148ZM157 171H159V170H157ZM183 171H184V169H183ZM187 171H189V170H187ZM187 171H185V172H187ZM211 171H213L212 169H211ZM24 172H25V169H24ZM23 172V173H24ZM47 172V171H46ZM53 172V171H52ZM149 172H151V171H149ZM177 172V170L175 171V173ZM196 172V171H195ZM199 172V171H198ZM37 173V172H36ZM77 173V172H76ZM162 173V172H161ZM188 173V172H187ZM197 173V172H196ZM212 173V172H211ZM16 174V173H15ZM20 174V173H19ZM39 174V173H38ZM37 174V175H38ZM47 174V173H46ZM53 174V173H52ZM116 174H117V171H116ZM119 174V173H118ZM141 174V173H140ZM204 174V173H203ZM215 174V173H214ZM18 175V174H17ZM31 175H33V174H31ZM35 175V174H34ZM33 175V176H34ZM62 175V174H61ZM101 175V174H100ZM149 175V174H148ZM153 175V174H152ZM156 175V174H155ZM159 175H160V173H159ZM170 175V174H169ZM171 175H173V173H171ZM176 175V174H175ZM194 175V174H193ZM196 175V174H195ZM197 175H199V178H200V175L201 174H197ZM206 175H208V174H206ZM1 176V175H0ZM9 176V175H8ZM13 176H15V175H13ZM18 176H20V175H18ZM22 176H23V174H22ZM22 176H20V177H22ZM44 176V175H43ZM65 176H67V175H65ZM70 176V175H69ZM118 176V175H117ZM142 176V175H141ZM181 176V175H180ZM185 176V175H184ZM183 176V177H184ZM190 176H191V173H190ZM203 176V175H202ZM205 176V175H204ZM2 177V176H1ZM30 177H32V176H30ZM61 177V176H60ZM68 177V176H67ZM121 177V176H120ZM153 177V176H152ZM157 177V176H156ZM159 177V176H158ZM171 177V176H170ZM174 177V176H173ZM179 176H177V178H178ZM192 177V176H191ZM194 177V176H193ZM197 177V176H196ZM208 177V176H207ZM213 177V176H212ZM19 178V177H18ZM25 178H27V177H25ZM35 178V177H34ZM39 178V177H38ZM47 178V177H46ZM122 178V177H121ZM145 178V177H144ZM155 178V177H154ZM185 178V177H184ZM187 178V177H186ZM195 178V177H194ZM204 178V177H203ZM206 178V177H205ZM2 179H4V178H2ZM6 179V178H5ZM28 179V178H27ZM163 179V178H162ZM167 179V178H166ZM173 179V178H172ZM182 179V178H181ZM192 179V178H191ZM196 179V178H195ZM201 179V178H200ZM207 179V178H206ZM10 180V179H9ZM8 180V182H10ZM15 180V179H14ZM50 180V179H49ZM62 180H63V178H62ZM156 180V179H155ZM170 180H171V178H170ZM189 180V179H188ZM203 180H205V179H203ZM208 180V179H207ZM210 180H212V179H210ZM13 181V180H12ZM36 181H38V180H36ZM41 181V180H40ZM193 181V180H192ZM14 182V181H13ZM17 182V181H16ZM15 182V183H16ZM48 182V181H47ZM56 182V181H55ZM98 183H99V181H97ZM101 182H102V180H101ZM179 182H181V181H179ZM178 182V183H179ZM186 182V181H185ZM191 182V181H190ZM194 182V181H193ZM197 182V181H196ZM195 182V183H196ZM211 182V181H210ZM10 183H12V182H10ZM19 183H20V180H19ZM22 183V182H21ZM24 183V182H23ZM35 183V182H34ZM40 183V182H39ZM65 183H66V181H65ZM156 183V182H155ZM168 183V182H167ZM166 183V184H167ZM202 183V182H201ZM206 183V182H205ZM8 184V183H7ZM6 184V185H7ZM13 184V183H12ZM43 184V183H42ZM58 184V183H57ZM57 184H56V186H57ZM67 184V183H66ZM96 184V183H95ZM151 184V183H150ZM161 184V183H160ZM170 184V183H169ZM169 184H168V186H169ZM189 184V183H188ZM194 184V183H193ZM200 184V183H199ZM211 184V183H210ZM11 185V184H10ZM15 185V184H14ZM18 185V184H17ZM20 185V184H19ZM33 185H35V184H33ZM46 185H47V183H46ZM61 185H63V184H61ZM60 185V186H61ZM75 185H77V184H75ZM98 185V184H97ZM143 185V184H142ZM153 185V184H152ZM151 185V186H152ZM175 185H176V183H175ZM180 185H181V183H180ZM191 185V184H190ZM204 185H206V184H204ZM209 185V184H208ZM3 186H5L4 185V183H3ZM29 186V185H28ZM147 186V185H146ZM197 186V185H196ZM200 186V185H199ZM203 186V185H202ZM6 187V186H5ZM19 187V186H18ZM34 187V186H33ZM33 187H32V189H33ZM37 187V186H36ZM42 187V186H41ZM92 187V186H91ZM150 187V186H149ZM155 187V186H154ZM157 187H158V185H157ZM156 187V188H157ZM180 187V186H179ZM187 187H188V185H187ZM186 187V188H187ZM198 187V186H197ZM196 187V188H197ZM205 187V186H204ZM1 188V187H0ZM11 188V187H10ZM21 188V187H20ZM31 188V187H30ZM40 188V187H39ZM38 188V189H39ZM65 188V187H64ZM90 188V187H89ZM180 188H182V187H180ZM179 188V189H180ZM4 189V188H3ZM8 189V188H7ZM13 189V188H12ZM16 189H18V188H16ZM91 189V188H90ZM96 189V188H95ZM157 189H159V188H157ZM156 189V190H157ZM161 189V188H160ZM165 189V188H164ZM176 189V188H175ZM190 190H191V188H189ZM198 189V188H197ZM202 189V188H201ZM201 189H200V191H201ZM206 189H207V186H206ZM211 189V188H210ZM11 190V189H10ZM20 190V189H19ZM23 190V189H22ZM21 190V191H22ZM26 190V189H25ZM29 190H31V189H29ZM36 190V189H35ZM42 190V189H41ZM87 190V189H86ZM93 190V189H92ZM127 190V189H126ZM137 190V189H136ZM143 190V189H142ZM150 190H151V188H150ZM149 190V191H150ZM153 190V189H152ZM156 190H155V192H156ZM163 190V189H162ZM176 190H178V189H176ZM180 190H182V189H180ZM193 190V189H192ZM205 190V189H204ZM2 191V190H1ZM6 191V190H5ZM50 191H52V190H50ZM49 191V192H50ZM91 191V190H90ZM95 191V190H94ZM125 191V190H124ZM128 191V190H127ZM145 191V190H144ZM164 192H165V190H163ZM166 191H167V189H166ZM169 191V190H168ZM184 191V190H183ZM195 191V190H194ZM205 191H208V189L207 190H205ZM14 192V191H13ZM75 192H77L76 190H75ZM126 192V191H125ZM152 192V191H151ZM155 192H154V194H155ZM159 192V191H158ZM160 192H162V191H160ZM180 192V191H179ZM187 192V191H186ZM210 192H212V191H210ZM11 193H12V191H11ZM8 194V193H5V194H0V214L2 215V214H4V213H7L6 214V216H4V218L2 219V220H0V264H10V262H13V261H16V260H20V259H24V258H28V256H29V252H28V248H27V245H28V243L30 242V241H34V240H44V241H50V240H59V239H72V238H74V239H80V238H84V239H86L87 240V244L83 247V248H80V249H77V252L76 253H74L73 254V256L71 257V258H79V256L80 255H83L85 252H87V251H90V250H92V249H95L96 250V252H95V254H94V257L93 258H102L103 257V254H104V241L105 240H107L108 239V237H109V235L115 230L114 228H113V226L114 225H123V224H130V223H141V224H148V225H150L151 227H153V228H172V227H175L176 229H180V228H187V229H189L190 231L188 232V233H180V232H177V233H175V235H176V237L177 238H181V237H184L185 235H188V236H195V229L196 228H198L199 227V223L197 222L198 221V218L197 217H189V216H187V215H181L179 212H177L176 213V215L175 216H173V215H171V214H169L166 210L167 209H169L171 206H173V205H175V206H183L184 205V203L185 202H188V201H191V200H194V199H198L197 197H194L193 198V196H192V198L190 197V198H166V197H150V198H144V196L143 197H140V196H138L139 197V199H134L135 197H131L130 198V196H128V197H126L127 199H125V197L124 198H120V197H115V198H109V197H105V196H103V197H101V199L99 200V203L95 206V207H92V208H87V209H83V211L81 210V208L79 209V210H81V211H76V210H74V209H76V207L78 206L79 207V205H80V203L82 202V200L80 199V196H71V195H73L72 193H70V195H68V198H66L64 195H61V196H63L64 198H62L60 195V197H56L55 198V200H50V199H48L47 201H45L44 203H43V200H42V198L40 197V195H39V197H37L38 195H36V197H34L33 196V194H31L32 196H30L29 197V195H28V197H25V195H24V197H23V195H18V196H16L17 195V193H16V195H13V194ZM29 193V192H28ZM30 193H31V191H30ZM34 194H35V192H33ZM40 193H41V191H40ZM45 193V192H44ZM90 194H89V198H86V199H83V200H86V202H85V204L86 203H88V202H90V201H93V199L94 198H97V194L95 193V192H89ZM157 193V192H156ZM201 193V192H200ZM203 193V192H202ZM19 194H21V193H19ZM48 194H51V193H48ZM161 194V193H160ZM180 194V193H179ZM192 194V193H191ZM195 194V193H194ZM27 195V194H26ZM43 195V194H42ZM41 195V196H42ZM56 195V194H55ZM77 195V194H76ZM143 195H146L147 197H148V195H147V193L146 194H143ZM149 195H151V193L149 194ZM161 195H165V194H161ZM188 195H189V193H188ZM197 195V194H196ZM208 195H209V193H208ZM58 196V195H57ZM125 196H127V193H126V195ZM152 196V195H151ZM155 196H157V195H155ZM167 196V195H166ZM172 196V195H171ZM177 196V195H176ZM190 196V195H189ZM169 197V196H168ZM187 197V196H186ZM204 197V196H203ZM202 197V198H203ZM209 197H211V196H209ZM141 198V199H140ZM205 198V197H204ZM207 198V197H206ZM66 199V200H65ZM67 202L66 204H65V201ZM62 201H64V203H62ZM145 201H148V202H158V203H155V204H152L151 206H153V207H156V208H158V209H160L161 211H160V213L159 214H157V215H153V216H137V215H135L134 214V208H135V206L136 205H138V204H143V202H145ZM59 204H63V206L60 208V205ZM68 204V205H67ZM40 209V210H39ZM61 210H66V216L65 217H61L60 216V212H61ZM24 216H27L26 217V219H28L27 221H25V222H23V221H21V219L24 217ZM54 219V220H53ZM50 220H53V221H50ZM189 221H191V222H189ZM160 235V233H152V234H147V235H145V236H142V237H139V236H129L127 239H128V242L130 243V244H134V245H146V244H148L152 239H154L155 237H158ZM257 258H258V248H257Z\"/></svg>","mask_w":264,"mask_h":264},{"label":"snow or ice","instance_id":"obj_3","mask_svg":"<svg viewBox=\"0 0 264 264\" xmlns=\"http://www.w3.org/2000/svg\"><path fill=\"white\" fill-rule=\"evenodd\" d=\"M244 6V0H241ZM253 17L259 9V27L253 21L247 51L241 46L242 94L247 111L243 139L239 143L241 164L237 174L222 172L212 177V196L171 206L166 211L197 217L195 236L177 238L187 228H153L148 224L114 225L105 240L102 258H93L95 249L71 258L87 240H34L27 245L28 258L10 264H264V0H248ZM257 31L259 35L257 36ZM251 59H247V56ZM249 79L250 85L245 84ZM158 202L145 201L134 208L137 216H153ZM191 222V221H189ZM160 233L146 245L128 242L129 236ZM258 248V258H257Z\"/></svg>","mask_w":264,"mask_h":264},{"label":"water","instance_id":"obj_4","mask_svg":"<svg viewBox=\"0 0 264 264\" xmlns=\"http://www.w3.org/2000/svg\"><path fill=\"white\" fill-rule=\"evenodd\" d=\"M163 135H168V132H164ZM154 138H151L153 140H156L158 138V135H154ZM146 142L145 138H139V137H133L131 140V143H135L134 145H130L129 148L136 149V148H143L144 143Z\"/></svg>","mask_w":264,"mask_h":264}]
</instances>
